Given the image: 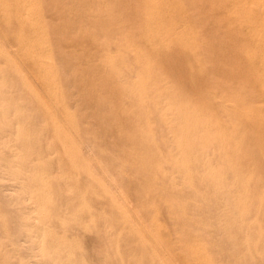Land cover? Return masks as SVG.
I'll return each instance as SVG.
<instances>
[{
	"label": "rangeland",
	"instance_id": "1",
	"mask_svg": "<svg viewBox=\"0 0 264 264\" xmlns=\"http://www.w3.org/2000/svg\"><path fill=\"white\" fill-rule=\"evenodd\" d=\"M41 1L43 2V7H42V2ZM56 1H59L58 5L60 4V7H58ZM95 1L94 0H52V3H50L51 0L50 1L49 0H45V1L44 0H16V1L15 0H0V52H1L0 53V75H1L0 76V85H1L0 86V91L2 92V93L0 92V95H1L0 96V104H1L0 105V117L2 116L1 118L3 119L2 120L0 118V122H2L1 125L3 127V129H2V127L0 126V128H1L0 129V139L3 140V141L2 140L0 141V144H1L0 146H2V148L0 147V153H1L0 160L3 161V159H4V161H5V158H6V161L10 160V162H11V163H9V161L8 162L5 161L7 163V166H6L4 161H3L4 165H2V161L0 162V168H2V167L5 168V171H4V168L0 169L1 171L3 170L0 173L7 174L6 175L7 178L9 177L8 179L7 178L4 179V180H6V182H5L2 179V178H5V176L3 177L0 174V177H1L0 180L3 181V182L0 181L1 183H3L2 185L0 183V190L2 189L1 193H0V196H1V194H3L2 196L5 197V198L2 197V196L0 197V203H1L0 204L1 205L0 206V219H1L0 220V264H1L2 261H4L5 264H10V263L11 264H44V263L45 264L46 263L47 264H52V263L53 264H60V263L61 264H134V263L135 264H147L148 263L147 261H149L148 264H151V262H152V264H161V263L164 264L165 262H167V260L169 261V262H167L168 264H173L172 261H174L175 259L177 260V262L180 260L179 263L176 262L177 264H184L183 261L185 262V264H210V263L211 264H223V263L224 264H226V263L228 264L229 259H230V262H229L230 264H232L233 262H235L236 264H243V263L244 264H263L264 263V245H263L264 244V241H263L264 240V234H263L264 233V175H263V173H264L263 172L264 171V165H263L264 164V105H263L264 104V90H263L264 89V11H263L264 10V0H225V1L224 0H101L102 1L101 3H98V2H100L99 0L98 1L95 0ZM65 2H66V5L64 7ZM111 2H113V3H111ZM107 3H110L111 6L112 5H115V6H112V7L110 6L111 7V9H110V7H108L109 5H106ZM255 4H256V8L254 6ZM105 5H106V8H105ZM26 6H28L29 8L26 9ZM93 6H96V7H93ZM149 6H150V8H149ZM227 6H229V7H227ZM15 7H17L16 10L14 9ZM45 7H49V8H45ZM97 7H99V8H97ZM94 8H96V12H95ZM107 8H109V9H107ZM25 10H27V11H25ZM63 10H64V12H62ZM97 10L100 11V13L97 12ZM222 10H224V11H222ZM14 11H15V14H14ZM110 11H112V12H110ZM113 11H115L116 13L115 12L113 13ZM93 12H94V14H93ZM109 12H110V14H109ZM228 12L231 13V16L230 15L229 16H225V14H227ZM106 13H108V15H106ZM112 13L114 14V17L112 16L113 15ZM133 13H134V15H133ZM223 13H224V15H223ZM57 14L59 15V18H58ZM61 14H63V15H61ZM122 14H124V15H122ZM42 15H44V16H42ZM102 15H104V16L106 15V16L102 17ZM130 15H131V17H130ZM19 16H20L21 20H19ZM61 16H62V18H61ZM98 16H100V17H98ZM54 17H55V19H58V21L57 20H53ZM89 17H91V18H89ZM138 17H140V18H138ZM132 18H133L134 21L132 20ZM135 19H136V21H135ZM16 20H18V21H16ZM27 20H29V21H27ZM61 20H63L62 23H61ZM130 20H131V23H130ZM108 21H109V23H107ZM169 21L172 24H170V23L168 24ZM234 21H236V22H234ZM99 22H101L103 25L101 23L99 24ZM111 23L112 24L116 23L117 25L119 23L120 24H119V26H117L116 24L114 26V25H111ZM183 23L184 24L185 23H189V25L186 24L188 26L185 27L184 25L182 26ZM21 24H22V26H21ZM107 24L108 25L110 24V25L108 26ZM227 24H229V25H227ZM51 25H53V26H51ZM179 25H181L180 26L181 28L179 27ZM20 26H21V29H18V28H20ZM38 26H39V28L41 30L38 28ZM100 26H102V27H100ZM111 26H114V28H111ZM176 26H178L179 29ZM104 27L105 28L108 27L107 30H109V28H110L111 31L109 32V31L104 30L105 29ZM170 27H172V28H170ZM175 27L177 28V30H176L177 34L174 31L176 29ZM182 27H183V30L181 31ZM54 28H55V30H54ZM90 28H92V29L90 30ZM100 28H101V30H98ZM166 28L169 30V32H168V30ZM112 29H114V30H112ZM189 29H191V30H189ZM20 30H21V32H20ZM48 30L50 31V33H49ZM117 30H119V31H117ZM178 30H180L182 32V34ZM113 31H114V33H113ZM170 31L173 32V33L175 32L174 34H176V36L174 34H173L174 35L173 36ZM118 32H120L121 36L119 35ZM54 33L57 34V35H55ZM62 33H63L64 36L62 35ZM108 33H111V34L113 33L114 35H111V34L108 35ZM96 34H98L99 36H96ZM122 34H124V35H122ZM48 35H49V37H51V36H53V37L49 38ZM167 35L169 36L167 38H169L170 42H169V40L167 41V39H165L166 38L165 36H167ZM23 36L24 37L27 36V38H24ZM85 36H87L86 40H85ZM109 36H111V38H114L113 39L114 42H112L113 40L110 39ZM116 36L118 37L117 39H115ZM6 37H7V39H6ZM64 37L67 38V39H65ZM73 37H74V39H73ZM82 37H84V39ZM91 37H92V39H91ZM97 37H98V39H97ZM100 37L101 38L103 37L102 39L106 43H104L103 40ZM137 37L139 39H137ZM177 37H179V39H177ZM181 37H183V38H181ZM54 38H58V39L60 38V39L59 40L56 39L58 41V42H56V40ZM69 39H71L70 43H69ZM81 39H83L82 43H81ZM88 39L92 43H90ZM162 39H163V41L165 43L163 41H161ZM14 40H17V41H14ZM62 40H64L65 43ZM79 40H80V42H79ZM84 40L87 41V43L89 42V44H87L86 42L84 43ZM92 40L93 41L95 40V41L93 42ZM173 40H175V42H177V45H176V43H174ZM25 41H27V42H25ZM72 41H74L75 44H73ZM17 42H18V45H17ZM50 42H52V45H51ZM78 42L81 43V46H79V48L77 47V44L79 45ZM116 42H117V44H115ZM190 42H192V44ZM31 43H32V46H31ZM63 43L67 44V46H69V44H70L69 48L67 49V47H66V49H65V47H62L64 45ZM95 43H97V46H96ZM100 43H101V45H100ZM178 43H179V46H178ZM61 44H62V46L60 47ZM85 44L88 47H86ZM130 44H132V46ZM55 45H57V46H55ZM72 45H74V48L76 46L75 49L77 50V52H76V50L74 48H71L72 49V51H70L71 53L69 52V50H71L70 47H73ZM98 45H100L99 46L100 48H98ZM115 45H116V47H115ZM118 45H119V47L122 48V50L124 49L125 52L124 51H122L123 53L120 52L121 49L118 48ZM125 45L128 46V47H126ZM172 45H174V46H172ZM64 46H66V45H64ZM104 46H105V49H103ZM180 46H182V47H180ZM187 46L188 47L191 46V47L187 48ZM6 47H7V49H6ZM168 47H169V49H168ZM61 48H64L65 51H63ZM84 48H85L86 52L84 51ZM128 48L129 49L132 48V49L129 51ZM164 48H165V50H164ZM37 49H38L39 53L37 52ZM59 49H61V50L59 51ZM73 49L75 50V54L76 53L77 54H82V56L80 55L81 56L80 57L77 54L75 56ZM79 49L80 50L83 49L82 51H80V52H83V53H78ZM113 49L115 50L114 56L110 55L111 57H109V55H108L109 51L108 50L111 51L110 54H113V51H114ZM179 49H180V52H179ZM92 50H93L94 55L91 52ZM100 50H103V51L105 50L106 52L105 51L103 52V51H100ZM54 51L56 52L55 55L57 54L56 57H55V58H57V60L54 58V56H55L53 54ZM88 51H89L90 55H88ZM68 52L70 54H67ZM246 52H247V54H246ZM139 53H140V55H139ZM60 54H61V56H60ZM84 54H85V56L87 55L86 57H89V58H86L85 56H83ZM121 54H124V55H121ZM130 54L135 55L136 58H134V56L130 55ZM96 55L98 57H96ZM103 55H104V57L102 59ZM13 56H14V58H13ZM70 56H71V58H70ZM43 57H44V59L46 61L45 60H41V59H43ZM61 57L63 59V62H61L62 61ZM72 57L73 58L76 57L77 59L76 58L75 59L77 61L75 59L73 60ZM82 57L85 58L83 62L81 61V60H83ZM94 57L96 59L97 58L98 59H97V61L95 63L93 62L94 65L92 66V64H91L92 60L93 61L96 60ZM99 57H100V59H99ZM131 57H133V60H131ZM79 58L81 60H79ZM92 58H94V59H92ZM11 59H12V62H11ZM32 59H33V61H32ZM38 59H39L40 62L38 61ZM86 59H88V60H86ZM134 59H137L138 61L134 60ZM8 60H10V62H11L10 65L11 66L9 65L10 62ZM129 60H130V62L128 63ZM28 61L31 64H29ZM73 61H74V65H70L69 66L68 65V64H70L69 62H71L73 64ZM132 61L133 62L137 61V64L133 63ZM18 62H19V64H18ZM55 62H57V64ZM78 62H80L82 64L80 66H78V64H80ZM131 62L133 63V65H132ZM60 63H62V65ZM86 63L89 64V65H87ZM186 63L187 64L189 63V65H187ZM249 64H251V65H249ZM63 65H64V67H63ZM103 65H105V68H104ZM107 65H110L111 69H109L110 66L108 67ZM122 65H123V67H122ZM59 66L60 67L62 66L61 69H60ZM72 66H73V69H72ZM74 66H76L77 68L76 67L74 68ZM87 66L89 67V69H88ZM136 66H138V67H136ZM188 66H191V67H188ZM16 67H18V69H20V67H22L20 69L21 72L18 69H16ZM38 67H39V69H38ZM65 67L66 68L67 67L70 68L71 71L68 72L70 69L67 70V69H65ZM85 67H87V68H85ZM107 67H108V69H107ZM93 68H96V69H93ZM132 68H133L134 71L132 70ZM135 68H137V69H135ZM147 68H149V73L150 74H148V72H146L148 70ZM254 68L256 69V71H255ZM74 69H75V71L76 70L77 71L75 72ZM100 69H101V72L99 71ZM124 69H126V70H124ZM191 69H192V71L194 73L191 72ZM72 70H73V72H72ZM85 70H86L87 73L85 72ZM16 71H17V74H16ZM27 71H29V72H27ZM38 71L39 72L41 71V73H38ZM90 71H92L90 73L91 75L88 74V72H90ZM104 71H106V72H104ZM198 71H199V73H196ZM30 72L32 73V75H31ZM128 72L132 76H130V74ZM21 73H22V76H21ZM92 73H94L95 75L92 74ZM102 73H104V74H102ZM111 73L112 74L114 73V74L112 75ZM154 73H155V76H154ZM191 73H193V74H191ZM200 73H201V75H200ZM23 74H25V75H23ZM50 74H52V76ZM74 74H75V77H73ZM146 75H147V77L149 76V79L145 78ZM20 76H21V79L19 78ZM32 76H33V78H32ZM68 76H69V78H68ZM82 76H85V80L87 79V77H89L88 81L86 80L87 83L83 80L84 77L82 78V81H80L81 80L80 78ZM90 76H92V77H90ZM93 76H95V77H93ZM100 76H101V78H100ZM115 76L117 77L118 81H119V79L121 80V81H119L120 83L116 80ZM135 76H136L137 79L134 80ZM139 76H140V78H139ZM36 77H38V79ZM97 77H99V78H97ZM102 77H103L104 80L102 79ZM158 77H159V79H158ZM194 77H195V80H193ZM23 78H27V81H25L26 79H23ZM28 78L29 79L32 78V79H30V81H29ZM39 78H41V79H39ZM62 78H63V81H62ZM67 78H68V80H66ZM76 78H78L80 82ZM93 78H95V81H93ZM110 78H111V80H110ZM200 78H201V80H199ZM42 79H43V81L45 80L44 82L46 84L43 83ZM72 79H74V81ZM89 79H90L91 83L94 82V83H92L94 86L89 82ZM96 79H97V82L100 83L99 85L96 82ZM122 79H124V80H122ZM139 79H141V80H139ZM142 79L146 80V84H149V82L151 81L150 82L151 86L149 84L148 85L149 87H147V89H144V88H146V86L144 84L145 81L142 80ZM157 79H158V82L153 83L154 81H157ZM99 80H101V81H99ZM133 80L135 82H133ZM191 80H193V81H191ZM4 81H6V83ZM21 81H24V82H22V83H24L22 86H21V84H22ZM28 81L30 82V84H28ZM66 81H67V85L68 86L65 85V84H62L63 82L66 83ZM76 81L79 84L77 86H76V84H77ZM83 81L86 84H89L91 86V88L93 87V89H95V90H97L99 92H96L95 90L93 91V89H91L90 87H87L88 85L84 84ZM137 81L138 82L140 81V82L138 83ZM7 82H9L10 84H8ZM136 82L139 84V86L141 84L142 90L139 89L141 87H139V88L137 87V83ZM19 83H21V84H19ZM56 83L59 85L58 87H56L57 86ZM81 83L84 84L85 87H84V85L82 87ZM38 84H39V86H38ZM44 84L46 86H44ZM69 84H70V86L72 84V87H71L72 89L70 88ZM154 84H156V85H154ZM157 84H158L159 87L157 86ZM200 84H201V89H200ZM218 84H220V86H218ZM248 84H249V86L252 85L254 88L251 87V86L249 87ZM9 85L11 86L12 89L11 88L7 89V88L10 87ZM26 85H27V87H26ZM31 85H32V87L33 86L34 87L32 88ZM61 85H64V86L62 87ZM96 85H98L100 87L98 88V86H96ZM167 85L169 86V88H168ZM189 85H190V88H189ZM23 86H25L26 88H23ZM66 86L71 91H69V89L66 88ZM35 87H37V88H35ZM75 87H76V90H74ZM80 87L83 88L84 90L81 89ZM118 87H119V90L121 89L120 91L117 90ZM150 87L154 91V93L151 92ZM261 87L263 88L262 89L263 92L260 91ZM46 88H48V90ZM52 88L55 89L54 94L50 93V92H52L51 91ZM57 88H59V89H57ZM88 88L91 89V90H89ZM100 88H101V90H100ZM188 88H189V92L187 90ZM193 88L194 89L196 88L198 90L196 91V89H195V91H194ZM212 88H215V89H212ZM252 88L254 89V91H253ZM28 89H29V92H31L30 93L31 95L29 94V92H27ZM32 89L33 90L35 89L34 90L35 92H33ZM41 89L43 91H45V92H43V91L41 92ZM63 89L65 90V93L63 92L64 91ZM66 89H68V90H66ZM124 89H126V90H124ZM158 89L160 91H158ZM190 89H192V90L190 91ZM82 90L84 92H88L89 96H88V94L85 95V93ZM128 90L130 92H128ZM256 90H258V92ZM25 91H26V94H25ZM57 91H58V93H57ZM72 91H75V92L73 93ZM169 91H173V92L170 93ZM192 91L196 92V93H193ZM199 91H201L202 93L201 92L199 93ZM8 92H9V94H7ZM10 92H11V94L13 96L10 94ZM76 92L79 95L75 97L73 94H75ZM131 92H132V94H131ZM143 92L144 93L146 92L145 93L146 95L149 94V93L150 94H149V96H146ZM147 92H149V93H147ZM246 92H248V94ZM35 93L38 94V97H37V95H35ZM44 93H46V94H44ZM93 93H94V95H93ZM119 93L121 94V97H118L120 95ZM151 93L153 95L155 94V95H158V96H160L158 93H160L161 96L163 94H165V95L167 94L166 96H168L169 99L167 97H165V96H163V97H165L166 99L161 97V96H160L161 98L158 97V96H154V98H153V95ZM14 94H16V95H14ZM70 94H71V96L73 95V100L74 101L72 100V97L70 96ZM77 94H75V95H77ZM137 94H139V95L137 96ZM195 94H200V95L197 96ZM64 95L67 98L71 97V99L70 98L69 99H67V98L65 99V97H63ZM173 95H175L174 97L176 99L173 97ZM190 95L191 96L194 95V96H192V98L193 97L194 98L192 99ZM216 95L219 96V97L217 98ZM247 95L249 96V98H248ZM253 95H255V96H253ZM15 96H18V97L15 98ZM30 96H31V98H30ZM32 96H35V97H32ZM59 96L62 97V98H59ZM87 96H88V99H87ZM93 96L96 99L93 98ZM140 96H142L144 98L142 99V97L140 98ZM39 97H40L41 101H40ZM148 97H150V99L152 98L151 99L152 101L146 99ZM155 97L156 98L158 97L157 100H156ZM183 97H184V99H183ZM195 97H196V99H195ZM207 97H208V99H207ZM9 98L11 99L10 100L11 102L8 101ZM89 98H91L92 100L88 101ZM100 98H101V100H100ZM159 98L161 99V101H160ZM172 98H174V99H172ZM199 98H201V99H199ZM216 98H217V100L220 99L219 100L220 102L222 101L221 104H220L219 101H217L218 103L216 102V100H215ZM37 99H39V103H37V101H38ZM94 99H95V101H94ZM145 99L148 100V101H146ZM4 100L6 101V103H4L5 102ZM60 100H63V101H60ZM75 100H76V102H75ZM77 100H79V102ZM80 100H83V103H85V100H86V102H88L89 104L91 103L90 105L92 107L90 108V105L88 103H85L86 107L84 105H82L83 108L81 107V109H80L81 105H79V104L82 103V101H80ZM106 100H107V102H110V103H106ZM164 100L166 102H168V103H166ZM201 100H202V102H200ZM45 101L48 104L49 109L51 110V112L54 111L53 114L50 113V110L48 109L47 104L45 103ZM59 101H60L61 105L60 104L56 105L57 103H59ZM68 101L70 103L72 102L73 106ZM154 101L155 102L158 101V102L155 103ZM253 101H254L255 104L251 105L253 103ZM2 102L4 104H2ZM48 102H50V103H48ZM159 102H161V104ZM248 102H250V103H248ZM259 102H260V104H259ZM43 103H44V106L46 104V106H45V107H47L46 111H45V107H42ZM93 103H94V105H93ZM104 103H105V105H104ZM126 103H127V105H126ZM142 103H143V106H142ZM152 103H154V104H152ZM41 104H42V106H41ZM74 104H77L79 106H77V105L75 106ZM147 104H149L148 107H147ZM164 104L166 105V107L163 106ZM230 104H231V107H229ZM67 105L68 106L70 105V106L68 107ZM87 105H89V106H87ZM95 105L99 109V110L97 109V112L100 111L101 108H102L100 113L96 112V108L97 107ZM102 105H104V107H106V108H103ZM154 105H155V107H154ZM232 105L233 106L235 105L236 108H235V106L233 107ZM241 105H242V107H241ZM60 106H62L65 110H67L66 111L67 113L64 111L63 108H62L63 110L59 109V108H61ZM108 106L110 108L109 109L110 111L108 110ZM122 106H124V108ZM130 106L132 108L134 107L133 108L134 110L132 108H130ZM152 106H153V108L150 109ZM161 106H162V108H161ZM52 107H56V108L53 109ZM66 107H67V109H66ZM120 107H121V109H120ZM167 107L169 108V110H168ZM173 107H174V109H173ZM143 108L146 109V111ZM197 108L199 110H197ZM234 108L237 111L240 110L241 113L244 115V117H247L246 118V119H248L247 122L243 119L241 113H239L240 111L239 112L234 111L235 110ZM15 109L17 110V112H15L16 111ZM25 109L28 110L29 112L25 111ZM70 109H72V110H70ZM76 109H80V111L83 112L82 113V115H83L82 120H81V117H80V115H81L80 113L81 112L78 111L79 112V114H78ZM85 109H86L87 112L84 111ZM93 109L95 110V112H94ZM105 109H106V111H105ZM147 109H149V112H148ZM153 109H155V112L152 111ZM156 109L159 110V111H156ZM164 109L165 110L167 109V110L165 112H163ZM175 109H176V111H175ZM183 109H185L184 113H183ZM47 110H49L48 113H47ZM92 110H93V112H91ZM186 110H187V112H186ZM36 111L41 113L40 114L41 116ZM62 111L64 112V114H63ZM243 111H244V113H243ZM247 111H249V112H247ZM33 112H35L37 114L38 119L36 117V114L33 113ZM56 112H59V113H56ZM105 112H107V114H105ZM140 112L142 114H140ZM157 112H159L158 116L160 118L156 116ZM12 113H14V115H11ZM17 113H20L21 116H18ZM60 113H61L62 116H66L65 114H67L68 115L67 118L71 115L70 116L71 118H68L69 119L68 120V119H66V118H64L62 116L57 117V116L60 115ZM71 113H73V114H71ZM86 113H87V116H86ZM96 113L99 114L102 117L101 118L98 115L99 118H101L100 120H98L99 118L96 115ZM119 113L121 114L122 118L124 116V118H123L124 120L120 117ZM149 113H150V115H149ZM153 113H154L155 117L149 119L150 116L153 117ZM174 113H175V115H173ZM182 113H183V115H182ZM25 114L27 115L26 116L27 118H25ZM34 114H35V116H34ZM50 114H52V115H50ZM116 114H118V116H115ZM128 114L130 115V118H129ZM147 114H148V116H147ZM162 114H165V115H162ZM192 114H194V115H192ZM30 115H31V117L34 118V120H33V118H31V119L29 118ZM72 115H74V116H72ZM76 115H78V117ZM92 115H95V116H92ZM139 115H141L142 117L139 116ZM161 115L164 116V117H167L166 121H165V118L162 117ZM199 115H202V117L199 116ZM112 116L115 117L116 119L115 118L112 119ZM131 116H132V118H131ZM135 116H136V118H134V120L132 121L133 117H135ZM171 116L174 119H176V121L174 119H172ZM5 117H6V119H5ZM72 117L73 118L75 117L74 119H75V121L77 120L76 122L79 121L78 119H80V121H82V122L79 121L80 123L76 124V122L74 121V119ZM137 117H139V118H137ZM183 117H184V119H183ZM185 117H187V118H185ZM83 118L85 119L84 122L86 121L85 122L86 124L83 123ZM161 118H163V119H161ZM170 118L172 119L171 122L169 120ZM191 118H193V119H191ZM26 119L28 121H26L27 123L25 124V120ZM63 119H64V121L66 120V126H65V122L62 121ZM70 119H73V120H70ZM105 119L107 120V123H106ZM138 119L141 120L142 122L139 121L140 123H138ZM160 119L162 120V122H165V124H168V125L166 126V125H164V123H162V126L159 125V124H161V120ZM5 120H6V122L8 121V123H6V122L4 123ZM95 120H98V121H95ZM112 120H113V124L112 125H114V126L109 125V123L110 124L112 123ZM147 120L150 121V124L148 122H146ZM154 120H155V122H154ZM158 120H160V123H159ZM185 120H187L186 124H188V125L184 124L185 125L184 126L183 123H185L184 122ZM59 121H61L62 124H60ZM70 121H71V123H70ZM101 121L103 122V124H102ZM123 121H124V124H123V127H122L121 124L123 123ZM248 121H249V123H248ZM15 122H17V123H15ZM42 122H44V123H42ZM68 122H69V124H68ZM88 122H90V123H88ZM96 122H98V123H96ZM129 122L133 123V124L129 125ZM176 122H178V124H176ZM227 122H229V123H227ZM46 123H47V125H46ZM6 124H8V125L11 124L10 128ZM32 124H34V125H32ZM39 124H40V126H39ZM80 124H82V125H80ZM97 124H99L98 125L99 129H101V128H103V129L105 128L106 129L107 127H105L104 125H106V126L108 125V128L106 130H107V132L109 131L108 132L109 133L108 137L110 139L108 137H106L107 133H106L105 129H104L105 132H103V134L105 133L106 135L105 134L103 135L102 132L98 129V126H96L97 128L95 127V125H97ZM153 124H156L158 127H156V125L154 126ZM171 124H174L175 126H177V128H175V126H173V125H172V127H173L172 128ZM49 125H50V127L51 126L52 127L50 128ZM78 125H80L81 128ZM119 125H120V127H119ZM124 125L128 126V127H124ZM35 126L36 127L38 126V127L36 128ZM70 126H71V128H69ZM77 126H78V128H77ZM100 126H102V127L100 128ZM110 126H112V127L110 128ZM136 126H138V127L136 128ZM163 126L165 128L169 127V129H168L169 131L166 130ZM183 126H184V128H183ZM39 127H41V130H40ZM57 127H62V128H60V130L58 131L59 128H57ZM75 127H76V129H75ZM142 127H144V128H142ZM149 127H150V130H149ZM48 128H49V132H47L48 130H46ZM72 128H74V129H72ZM120 128L122 129L123 132L126 131V133H127L126 135L127 136H124L125 133H123V134L121 133L122 131L120 130ZM156 128H158L160 130L158 131V129H156ZM70 129L73 130V133H72V131ZM79 129H80V132H78ZM82 129L85 130V132L87 134H85V132ZM109 129L110 130L111 129L114 130V132L110 131ZM217 129H218V131H217ZM61 130H62V133H61ZM133 130H134V132H133ZM2 131L6 135L3 134ZM15 131L17 132V134H16ZM34 131H36V132H34ZM65 131H66L67 134H65ZM74 131H77L78 135H76L75 134L76 132H74ZM127 131H129V132H127ZM139 131L141 133H139ZM156 131H158V132L161 131L160 133L162 134L163 139L162 138L160 139V133H158V132L156 133ZM9 132L10 133L13 132V134H10ZM58 132H60V133H58ZM111 132L114 135L110 134ZM117 132H118V134L119 133L120 134L117 135ZM41 133H43L44 135L41 134ZM82 133H84L83 134L84 137L82 136ZM95 133L97 135L98 134L99 135L97 136ZM128 133H129V135H128ZM152 133H154L156 135V137L158 135L159 136L156 138L155 136L151 135ZM170 133H172L171 136L170 137L167 136V134L170 135ZM70 134L72 135V137H71ZM93 134H95V135L93 136ZM100 134H101V136H100ZM130 134H132V135H130ZM255 134H256V136H255ZM12 135H14V136H12ZM15 135H16V137H15ZM54 135H56V136H54ZM61 135H63V136H61ZM86 135H88V136L91 135L90 137L91 138L94 137V139H96V137H97L98 142L99 143L101 142L100 146H101V149L103 150V152H101L102 151L101 149H100V151L96 150V149L100 148L99 147V143H97V147H96L95 146L96 145L95 144L96 140L94 141V139H91V138L88 137V139L91 140V141L90 140L88 141V139L86 138L87 137ZM116 135H117V137L115 138ZM182 135H183V138L181 137ZM35 136L36 137L37 136L40 137L41 140L38 137L37 138L39 140L36 139ZM45 136L47 137L48 140L45 138ZM81 136L83 138H81ZM102 136H104L105 138L104 137L102 138ZM123 136H124V138L125 137L126 138L122 139ZM128 136L130 138H128ZM146 136H147L148 139H150L149 142H148ZM166 136L169 137V138H167ZM6 137H8L9 140H11V138H12V140L11 141H7L8 139ZM56 137H59V139H61V140H59ZM69 137H71V139ZM152 137H154L156 141ZM171 137L172 138L175 137L176 139L175 138L171 139ZM3 138H5V139H3ZM44 138L48 142L47 141H43ZM49 138H51L52 141ZM114 138H115V140H113ZM224 138H226L227 141ZM247 138H249V139H247ZM103 139H106V141L103 140ZM27 140H29V142L32 143V145H30ZM54 140H55V142H54ZM64 140H65V142H64ZM68 140L70 142H68ZM82 140H84L85 142L84 141L82 142ZM100 140H103V141H100ZM133 140H135V142ZM163 140H165V141L167 140L166 142H167L168 146H167L166 142L163 141ZM5 141H7V142H5ZM42 141H43V143H42ZM58 141H61V142H58ZM86 141H88L89 145L87 144ZM118 141H119V143H118ZM121 141L123 143H121ZM126 141H128L130 144L128 142H126ZM138 141H140V142H138ZM144 141H147V143L144 142ZM170 141H172L173 143L170 142ZM249 141H250V143H249ZM158 142H159V144L161 146L159 144L158 145L155 144V143H158ZM175 142H177V143H175ZM247 142L249 143V145H251L250 147H253L254 149L250 148L248 146ZM253 142H254V144H253ZM68 143L70 144L72 150L69 148V145H67ZM84 143H86V145ZM126 143L129 144V145H127ZM152 143H154L153 145L155 147L151 146ZM217 143H219V145ZM17 144L19 145V147L17 146ZM23 144H25V145H23ZM119 144H121V146ZM149 144H151V145H149ZM173 144H175V145H173ZM214 144H215V146H214ZM5 145H7V146H5ZM61 145H62V148H61ZM90 145L92 147H90ZM124 145H125V147H123ZM143 145L145 146V148L143 147ZM147 145H148L149 148L147 147ZM169 145H170V147H169ZM182 145H183V147H182ZM217 145H218V149L219 150L216 148ZM220 145H223L222 149H220L222 147ZM63 146H65V148H63ZM136 146H138V147H136ZM158 146H159V148H158ZM174 146H176V147H174ZM37 147H38V149H37ZM75 147H76V150H75ZM86 147H88V148L86 149ZM129 147H130V150L128 149ZM161 147H162V150H161ZM206 147H209L208 151H205ZM5 148L7 150H9V151L5 150ZM19 148H22L23 150L19 149ZM29 148H30L31 151L29 150ZM79 148L81 150L77 151V149H79ZM172 148L173 149L176 148V150H173ZM62 149L63 150L64 149L65 150L68 149L65 152L67 153V152L70 151L71 153L69 152L68 155H67L66 153H63ZM114 149H115V151H117V153L119 151V153L118 154L116 153V155L112 154V152L115 153V151H113ZM120 149H121L122 152L120 151ZM137 149H138V151H137ZM141 149H143L144 152H141L142 151ZM144 149H146V150H144ZM152 149H155V151H156V149L158 150L156 152V154H154L155 151H153ZM177 149H179V150L177 151ZM126 150H129V153H131V152L132 153L129 154L128 151H126ZM150 150H151V152L152 151L153 152L150 153L149 152ZM169 150L170 151L172 150L174 155H175V157L176 156L177 157L175 158L173 153H172V151L169 152ZM182 150H183V152H182ZM1 151H3V152H1ZM23 151H25V153H27V154H25ZM93 151H95L94 152L95 154L98 151V153L101 152V154H104V155L102 156L100 154L101 157H100L99 154L94 155ZM146 151H147V153H146ZM159 151L160 152L163 151V152L158 153ZM164 151L166 153H164ZM187 151H188V153H187ZM218 151H221V152L219 153ZM13 152L15 154H13ZM79 152L82 155L84 154V157L83 156L81 157V154ZM181 152H182V154H181L182 157L180 156ZM4 153H5V155H4ZM49 153H51V154L49 155ZM108 153H110V154H108ZM125 153L129 154V155H127L128 157L125 155ZM138 153H140L142 155L139 156ZM144 153L146 155V158L147 157H149V158L151 157L150 161H149V158L146 159L144 157V155H143ZM170 153H171V155H170ZM222 153H223V155H222ZM28 154H29V156H28ZM69 154H70L71 158H73V160L69 157ZM105 154H106V157H105ZM119 154H121V155H119ZM147 154H149V155H147ZM165 154H166V158H169V159L173 158V159L166 160L165 157H164ZM177 154H179V155H177ZM213 154L215 156H213ZM216 154L218 156H216ZM219 154H221V156ZM12 155H13V157H12ZM25 155L27 156V159H26ZM107 155L110 157L109 161H110L111 164L108 162V156ZM167 155H169L170 157H168ZM184 155H185V157H184ZM210 155H211V157H209ZM1 156H2L3 159L1 158ZM121 156H123V157L121 158ZM137 156L140 159H138ZM15 157H16V159H15ZM116 157H117V159L123 161L124 165H126V166H124L122 164V162L120 163V161L117 160ZM215 157L218 159L217 161H216ZM218 157L221 158V160L223 159L222 160L223 163L220 161V159ZM56 158H57V161H56ZM69 159H71L72 161L70 160L71 161L70 162ZM81 159H83V160H81ZM84 159L86 160V162H85ZM87 159H88V161L90 160L89 164H87L88 163ZM94 159L97 161V164H96V161ZM98 159L103 161L104 163L103 164H101L102 162L98 163V162H100ZM104 159L107 160V161L105 162ZM25 160L26 161L28 160L29 162H24ZM92 160H94V161H92ZM135 160H136L137 163L135 162ZM244 160H245L246 163L244 162ZM248 160H250V161H248ZM128 161H129V163H128ZM131 161H132V163L134 162L133 163L134 165L131 164L132 166L130 165ZM162 161L164 162V167L162 165L163 164ZM69 162L72 163V164L70 165ZM83 162H84L85 165L83 164ZM203 162H204V164H203ZM213 162L215 163L214 165H213ZM225 162H226V166L227 165L229 166L228 169L225 166ZM19 163L21 164V166H19L20 165ZM57 163H59V166H57L58 165ZM74 163H76V164H74ZM107 163L112 165L111 169H110V165H109V167H108V165H106ZM113 163L116 164V166L113 165ZM118 163H120V165L122 164L124 167L122 165L120 166ZM172 163H174V165H172ZM218 163L219 164L221 163V164L218 165ZM14 164H15V166H14ZM153 164H154V166H153ZM159 164H161V165H159ZM48 165H49V167H48ZM93 165H94L95 169L99 165H101V166L105 165L106 166L105 169H103L104 166L103 167H101V166L98 167V170L101 171V169H102L101 172H103L104 174L101 173L100 171H99L100 173L99 172L97 173V171H98L97 169L93 170L94 168L91 167ZM146 165L149 166L147 168L148 170L144 169V167H147ZM157 165H158V168H155ZM17 166L19 167V169L17 168ZM51 166H52V168H51L52 171L50 170ZM74 166H76L77 168L76 167L74 168ZM83 166H84V169H83ZM118 166H120V167H118ZM171 166H173V167H171ZM185 166L187 167V169H186ZM192 166L195 167V168L193 169ZM11 167H12V169H10ZM13 167L14 168L16 167L17 170H15ZM27 167L29 168V170H26V169H28ZM46 167L49 168V169H47ZM113 167H114V169H113ZM130 167L131 168L133 167L134 168L133 170L136 169L135 171L137 173L139 171V173H138L139 175L136 174L137 175L136 176L134 174V176H133V172L134 173H136V172L132 171ZM57 168H59L60 170H57ZM106 168H109V170L107 171ZM124 168H126V169H124ZM127 168L130 169L131 171L129 172V170ZM140 168H143V169H140ZM172 168H173L172 172L174 173V174L172 173L173 175L171 174V169ZM222 168H224V169L222 170ZM88 169H89V171L87 172ZM119 169H121L122 171L121 170L118 171ZM157 169H158V172H157ZM161 169H162V171H161ZM10 170H11V172H10ZM21 170H22V172H21ZM25 170H26V172H24ZM55 170L57 172H59V174ZM79 170H82V171H79ZM91 170L92 171H96V172L93 173ZM143 170H144V172H143ZM165 170L167 172H165ZM186 170L187 171L189 170V171L186 172ZM201 170H202L203 173L200 172ZM49 171H50V173H49ZM123 171H124V173H123ZM247 171H248V173H246ZM3 172H7V173H3ZM14 172H16L17 174L14 173ZM32 172H35V173H32ZM61 172L64 175H61ZM109 172H110V174H109ZM117 172L119 174H121V172H122V174L118 175ZM253 172H255V173H253ZM25 173L28 174V176H26ZM80 173L85 174V176H84L85 178ZM89 173L91 175H89V177H88ZM114 173H116V174H114ZM144 173H145V175H144ZM152 173H153V175H152ZM165 173H167V175ZM76 174H78V175H76ZM98 174H100V175H98ZM159 174H160V176H159ZM181 174H183V175H181ZM239 174H241V175H239ZM9 175H11V176H9ZM29 175L30 176L32 175V176L30 177ZM93 175H95V176H93ZM96 175H97V177H96ZM157 175H158V177H157ZM176 175H177V177H175ZM77 176H79L80 179H79V181L77 180V182H76L75 179L79 178ZM90 176H91V178H90ZM149 176H150V178H149ZM152 176H153V178H152ZM95 177L97 178V179H95L96 182H95V184L92 185V182H94L92 179H94ZM141 177H144V178L140 179ZM173 177H175V178H173ZM191 177H192V181H190ZM231 177H232V179H231ZM13 178H15V179H13ZM81 178H82V180L84 179L85 181L84 180L82 181ZM101 178H103L104 181ZM133 178H135L134 182L138 181V183L140 182V184L142 182L141 185H143V186L141 187V189H139V185L140 184H137L136 182H135L136 186H134L135 184L132 183L133 182ZM187 178H188V180H187ZM197 178H200V180L197 179ZM31 179H34L33 182H32ZM50 179H51L52 182L50 181ZM99 179L102 180L103 184L105 185V187H103V188H107V190L109 191V194L107 193V190H105V189L101 190L102 189L101 187L103 185H100V184H102V182L101 183L99 182L100 184L98 183L99 187L97 186V181ZM148 179H150V180H148ZM171 179H172L173 183H172ZM173 179H175V180H173ZM178 179L179 180L182 179V181L180 180L181 181L180 182V181H178ZM211 179H213V180H211ZM86 180H87L88 183L86 182ZM144 180H145V182L143 183ZM154 180L158 182V185L160 183L162 184V182H163V184L162 185L160 184L159 188H158L157 183ZM210 180H211L212 183L210 182ZM15 181H17V182H15ZM38 181H40V182H38ZM62 181H63V183L65 182L66 186L68 185L66 188L62 187V186H65V184L62 183ZM193 181L196 182L197 183L196 185H198L200 188H198V186H195L194 185L195 183ZM206 181L208 182V185H207ZM216 181H217V183H216ZM231 181H232V183H231ZM255 181L258 182V183L256 184ZM83 182H86L88 184V186L86 185V183L84 184ZM149 182H151V183H149ZM165 182H166V184L168 183V186L164 185ZM31 183L33 184V186L31 185ZM37 183H40V184H37ZM57 183H58V186H57ZM114 183H116L117 185L114 184ZM145 183H146V186L148 185L147 187L145 186ZM174 183H176V184H174ZM184 183L186 184V187L183 188V186H185ZM152 184H154V185H152ZM177 184L178 185L181 184V185L178 187ZM216 184H217V186H216ZM251 184H252V186H251ZM163 185H164V187H163ZM187 185H188V187H187ZM189 185H191V186L189 187ZM192 185H194V186H192ZM96 186H97L98 189L96 188ZM108 186H110V188H108ZM116 186L118 187V189H117ZM165 186H167V187H165ZM169 186H170V188H169ZM247 186H249V187H247ZM53 187H55L58 190H55V188H53ZM90 187L92 189H90ZM143 187H145V188H143ZM180 187H182V188L180 189ZM192 187H193V190L195 189V191L191 190ZM202 187L203 188L205 187L204 190H203ZM29 188H30V190H29ZM59 188H61V189H59ZM168 188H169V191H168ZM22 189H23V191H21ZM87 189H89V190H87ZM137 189H139V191ZM144 189H146L145 190L146 192L144 191ZM161 189H163L162 192H161ZM200 189L202 190L201 193L199 191ZM218 189H219V191H218ZM226 189H227V191H226ZM37 190L38 191L40 190L38 194L36 193ZM67 190H69V191H67ZM104 190L106 192L105 194H104ZM141 190L144 191L145 194ZM187 190H188V192L189 191H191V192L186 193V194L182 193V192H187ZM15 191H17V192H15ZM58 191L63 192V193L59 192L60 193L59 194ZM94 191H96V192H94ZM110 191H111V195L112 196L110 195ZM140 191H141V193H143V195L140 194ZM152 191H153V193H152ZM27 192H29V193H27ZM34 192L36 193V195H35ZM90 192H91V194H90ZM149 192H151L152 194H150ZM159 192H160V194H159ZM218 192H219V194H218ZM15 193H17V194H15ZM80 193H81V195H79ZM162 193H163V195H162ZM166 193H168L167 195H168L169 199L167 198ZM11 194L13 196L12 198H14L16 201L10 197ZM23 194H25V195H23ZM76 194H77V196L79 195L80 197L79 196L77 197ZM146 194H147V196H146ZM169 194H170V196H169ZM177 194L180 197L177 198V196H178ZM34 195H35V197H34ZM83 195H84V197H83ZM106 195L109 196L107 199H106V197H107ZM115 195L116 196L118 195L117 198H116ZM120 195L122 197H120ZM141 195L144 198H146V199L141 197ZM153 195H154V197H153ZM160 195H162V196H160ZM194 195H195V198H194ZM198 195L199 196L201 195L204 199L202 200L201 197L199 198ZM8 196H9V199L13 200V203L7 201V200H9V199H6V198H8ZM99 196H100V198H99ZM102 196L103 197L105 196V197L103 198ZM135 196H137V198ZM138 196L140 197V199H139ZM157 196L159 198L156 199L155 197H157ZM165 196H166L167 199L164 198ZM181 196H183L184 198H181ZM196 196H198L199 199L198 198L196 199ZM208 196H209V198H208ZM22 197H24V198H22ZM36 197H38V198H36ZM54 197H56V199L59 198L58 199L59 201L58 200H54L55 199ZM61 197H62V201H66L67 198L69 197L68 200H67L69 203L67 204V201L65 203L62 202L61 201ZM70 197H72V198H70ZM73 197L74 198L77 197V198H75V200H74ZM86 197L88 198L89 201L86 199ZM111 197L114 200H117L115 202L118 205H119V201H120V205L118 206L113 201V199ZM150 197H152L151 198L152 200L150 199V201H151V203H153L151 205L149 204L150 202H148V198H150ZM172 197H174V198H172ZM259 197H260V199H259ZM32 198L35 199V200H32ZM64 198H66V199H64ZM163 198L165 200H163ZM180 198H181V200L182 199H186V200L185 201L182 200L183 202H181L180 200H178ZM222 198H223V200H221ZM2 199L3 200L6 199L5 202ZM93 199L97 202L96 204H95ZM101 199H103V200H101ZM108 199L109 200L112 199V200L109 201ZM138 199H139V201H138ZM230 199H232V200H230ZM18 200H19V202H18ZM86 200L88 202H86ZM160 200H162V203L159 204V202H161ZM199 200L202 201V202H199ZM103 201H106L107 205H110V206H107L106 202H103ZM156 201H158V202H156ZM212 201H213V204H211ZM61 202H62V205H61ZM76 202L80 205V207H78L79 205ZM89 202H91V203L94 202V203L91 204ZM99 202H101V204ZM145 202H148V204L145 203ZM186 202H189V203H186ZM221 202L225 203L226 205H223ZM232 202H233L234 205L232 204ZM126 203L129 204V205L127 206ZM163 203L165 204V208L163 206L164 205ZM172 203H174V205L176 207H173ZM190 203H191V205L194 203L195 207H196V205H198V207H196V209H194L195 207L191 206ZM214 203L221 205L220 208H219L218 205H216ZM23 204H25V205H23ZM64 204H65V206H64ZM66 204H67V208H65ZM70 204H71V206H70ZM94 204L96 205L95 207L92 206ZM112 204H113V206H112ZM122 204H123V206H122ZM180 204H181V206H180ZM199 204L200 205L203 204V206L208 207V209L205 208V207L199 206ZM205 204L208 205V206H206ZM59 205H61L60 207H62V208H59ZM68 205H69V207H68ZM186 205L189 206V207H187L189 211H187ZM211 205H213L214 207L211 206ZM257 205H258V207H257ZM35 206H36V208H34ZM55 206L58 209H56ZM139 206H140V208L138 209ZM145 206H147L148 208H145ZM159 206L163 207L164 209H162V208L161 209L160 208L157 209ZM233 206H235L236 208L233 207ZM70 207L72 209H70ZM75 207H76V209H75ZM91 207H92V209H91ZM135 207H136L137 210L135 209ZM26 208H27V210H26ZM50 208H53L52 211H51ZM63 208L66 209V210H64ZM116 208L119 209V210L123 209V212L119 211L122 216L119 214V212H118V210ZM124 208H125V210H124ZM133 208H134V210H133ZM169 208H171V209H169ZM190 208H193V209H190ZM203 208L205 210H207V211L206 212L205 211L204 212L201 211ZM86 209H88V210H86ZM109 209H110V211H112L111 212V216L108 215V214H110ZM144 209H146V211H144ZM212 209L213 210L217 209V212L222 213V214L217 213L215 210H214L215 211L214 212ZM220 209H221V211H220ZM236 209H237V211H236ZM34 210H35V212H34ZM70 210H71V212H70ZM127 210H128V212H127ZM135 210H136V213L139 212L138 214L140 216L135 213ZM155 210H157V211L154 212ZM158 210H160V211H158ZM162 210L165 211V214L162 213V212H164ZM194 210H197V211H194ZM56 211L57 212L59 211L58 212L59 214ZM129 211L131 212V214H129L130 213ZM178 211H179V213H178ZM199 211H200V213H199ZM209 211L210 212L212 211V213H210ZM262 211H263V213H262ZM24 212H26L25 213L26 216L24 215ZM51 212L54 213V215ZM78 212L81 214L80 215L81 218H79L80 216L78 215ZM146 212H149L150 216L148 214H146ZM157 212H159L160 215L162 214L161 215L162 219H163V217L165 218L167 216V218H165V221H167V223H165L164 220H162L161 218L158 217ZM195 212H197L198 214L196 215ZM239 212H240V214H239ZM55 213H56V215H59V216L57 217L55 215ZM66 213H69V214H66ZM92 213L96 217H94V216L92 217V215H93ZM126 213L128 215L127 218H126V216H127ZM132 213H133V215H132ZM213 213L214 214H218V216L219 215L220 216L218 217L217 215H214ZM28 214H29V216H28ZM62 214H63V216H62ZM145 214H146V216H145ZM151 214L153 216H151ZM206 214L208 215V217H207ZM34 215H37V216H34ZM65 215L66 216L68 215L69 218L72 217L73 219L70 218L71 219L70 220ZM74 215H76V216H74ZM129 215H130V217H129ZM131 215L133 217H131ZM155 215H157V216H155ZM193 215H194L195 218L192 217ZM204 215H206V217H204ZM222 215H223V218H222ZM106 216H107L108 220L106 219ZM175 216H176L177 221L175 219ZM197 216H199V217H197ZM209 216H210V218H209ZM235 216L236 217L239 216V217L236 218ZM59 217H62V218H59ZM82 217H84L85 219H83ZM140 217H142V218H140ZM148 217L150 218V220L151 219L153 220V221L151 220V223L148 222L147 219H145V218H148ZM211 217L215 218V219H217V217H218V219H220L222 221L217 219L219 222H217V220H215V222H214V220H212ZM225 217L227 219H225ZM113 218L114 219L116 218L115 221H114ZM117 218H118V220H117ZM132 218H134V219H132ZM139 218H140V220H139ZM168 218H169V220L170 219L171 220L170 221L167 220ZM173 218H174V221L172 220ZM180 218H181V220H180ZM183 218H185L184 221H182ZM190 218H192V219H190ZM78 219L81 220V221H79ZM143 219L146 220V221H143L145 223L142 222V227L144 225V227L142 228L140 226V223H141V221ZM203 219H204V221H203ZM223 219H225V220H223ZM246 219H248V220H246ZM249 219H250V221H249ZM28 220L31 221V222L27 223L26 221H28ZM52 220L55 221V224L59 222L58 226H57V224L55 225ZM84 220H86V221H84ZM109 220H111V223L112 222L113 223L111 224ZM132 220H134L136 222L138 221V222L135 223ZM199 220H200V222H199ZM50 221L52 222L51 223L52 224V228H51V224H49ZM82 221H84V222H82ZM168 221L170 223L174 224V225H176L175 222H177L178 226H174V229L172 228V230H171L170 227L171 226L173 227V225H166V224H169ZM22 222H23V224H21ZM44 222H47V223L45 224ZM114 222H116L117 225ZM179 222L182 223V224L180 225ZM183 222H184L185 226L181 227V226L184 225ZM185 222L187 223V225H186ZM193 222H194V224H193ZM249 222H251V223H249ZM68 223H69V226H68ZM103 223L105 224V226H103ZM149 223L151 225V228L149 227L150 226ZM211 223H213V225ZM214 223L216 224V227L218 225L217 223H219L218 228L220 226H224V227H220V228H224V230L219 228L218 231H221V232H218L216 230L218 228H215ZM47 224H49L50 227H47V226H49ZM76 224H77L76 227L79 226L78 228L74 227ZM118 224H119L120 227L118 226ZM136 224H137L138 227H136ZM146 224H148V225H146ZM189 224H191L193 227L191 225L189 226ZM230 224H232V225H230ZM43 225L45 226V228L43 227ZM62 225H63V227H62ZM70 225H72V226H70ZM101 225H102V227H101ZM121 225H123V226H121ZM127 225H128V228H127ZM129 225H131V226H129ZM208 225H209V227H208ZM106 226H108V227H106ZM234 226H235V228H234ZM253 226H254V230H253ZM55 227L58 230V232H57V230H55ZM68 227H69L70 230H68ZM196 227H197V229H196ZM225 227H226L227 230L229 229L228 234H226V232H225V231H227L225 229ZM148 228L150 229L151 232L149 231ZM201 228H202V230H201ZM259 228H260V230H259ZM62 229H63V232L66 230V232H65L66 234L62 232ZM203 229H206V230H203ZM235 229H237V233L238 234L235 233ZM98 230H100V231H98ZM174 230H176L177 234L175 233ZM177 230H179L181 234L178 233ZM152 231L154 232L153 234H155V236H153ZM170 231H172V232H170ZM203 231L207 232L208 235L205 234ZM222 231H224V234H223ZM123 232L124 233L126 232V233L123 234ZM148 232H150V233H148ZM169 232L172 233L175 236L173 237L172 234H170ZM194 232L196 233V235L194 234ZM217 232H218V234H216ZM230 232L233 235H231ZM142 233H143V235H142ZM187 233H189V236L186 235ZM213 233L216 234V235H214ZM243 233H247V235L246 234L243 235ZM99 234H101L100 235L101 237L103 235V237L101 238L99 236ZM219 234H221L220 235V236H222L221 238L219 237ZM145 235H146V237H145ZM245 235L247 236V238H246ZM137 236H138L139 239H137ZM149 236H152L153 238L151 237V239H150ZM171 236L174 239H171L172 238ZM204 236H205V238H204ZM208 236H211V237H209V239H207ZM130 237H132V239ZM148 237H149V240H148ZM155 237L157 238V241H156ZM176 237H178V238H176ZM229 237H230V240L228 239ZM67 238H69V239H67ZM133 238H134V240H133ZM218 238H219V241H218L219 243H220L221 240L223 241V242L221 241L222 244H223V248L220 247V246H222L221 244L216 242L218 240ZM141 239H142V241H141ZM176 239H178V240H176ZM214 239L216 241H214ZM31 240H34L33 243L36 244V246L39 247L38 249L34 245H33L34 247L30 246V244L32 243ZM170 240L173 241V243ZM209 240L210 241L213 240V241L210 242ZM117 241H120L121 243L117 244ZM46 242H47V244H46ZM139 242L141 243L140 245H139ZM180 242H183V243H180ZM227 242H229V243L231 242V244H229ZM40 243H41V247L43 246L45 250L40 249ZM177 243H178V245H177ZM37 244H39V245H37ZM121 244L123 246L122 248L120 247ZM134 244H135L136 248H135ZM169 244H171V245L174 244V245H172V246L170 245V247H169ZM181 244L183 246H185V247H183ZM228 244L230 246L231 245H233V246L230 247ZM247 244H248V246H247ZM253 244H255V245H253ZM159 245H160L161 248L159 247ZM217 245L218 246L220 245L219 248H218ZM227 245H228L229 250L226 249V251H225V248H227L226 247ZM176 246L178 247V249H177ZM246 246L248 248H246ZM153 247H156V248H153ZM231 248H233V249L230 250ZM3 249H4V251H3ZM33 249H35V250L31 251ZM117 249H118V252H117ZM138 249H139V251H138ZM144 249H145V253H144ZM152 249H153V251L156 250V252H157V249H158L159 253L158 252L157 253L153 252ZM163 249L164 250L167 249V250L164 252ZM215 249H216V251H215ZM39 250H41L42 252L40 251L41 253H39ZM208 250L211 251V252L209 253ZM261 250H262V252H261ZM6 251H7V253L9 252L10 254H6ZM169 251L171 252V254H170ZM53 252H55V253H53ZM166 252H167V254H166ZM226 252L229 253V254H227ZM243 252H245V253H243ZM60 253H62V254H60ZM222 253H225V254H222ZM40 254H42L43 256L45 255L44 258ZM156 254H158L157 256L160 255L158 257V259H157V256H155ZM63 255H64L65 259H64ZM140 255H141V257H140ZM224 255L228 258V261H226L227 258ZM229 255L231 257H228ZM161 257L163 258V262H161V259H162ZM209 257H210V259H209ZM258 257H261L263 259L258 258ZM7 258H8L9 261L7 260ZM53 258L57 259V260H54ZM58 258L59 259L61 258L63 261H61V259H60V261H61L60 262ZM150 258L152 259V261H151ZM44 259H46L47 261L46 260L44 261ZM130 259H131V261H130ZM231 259H233L232 263H231V261H232ZM48 260H49L50 263H48ZM144 260H146V261H144ZM159 260H160V262H158ZM217 260L218 261L219 260H223V261H219L218 262ZM224 260H225L226 263L224 262ZM249 260H251V261H249ZM175 261H174V264H176ZM167 263H165V264H167ZM235 263H233V264H235Z\"/></svg>",
	"mask_w": 264,
	"mask_h": 264
},
{
	"label": "bare ground",
	"instance_id": "2",
	"mask_svg": "<svg viewBox=\"0 0 264 264\" xmlns=\"http://www.w3.org/2000/svg\"><path fill=\"white\" fill-rule=\"evenodd\" d=\"M15 1H16V0H15ZM44 1H45V0H44ZM49 1H50V0H49ZM94 1H95V0H94ZM97 1H98V0H97ZM99 1H100V2H98V3H101V2H102L101 0H99ZM224 1H225V0H224ZM28 2H29V1H28ZM41 2H42V1H41ZM58 2H59V1H56L57 5H58ZM95 2H96V1H95ZM179 2H180V1H179ZM10 3H11V2H10ZM50 3H52V0H51ZM50 3H49V4H50ZM62 3H63V2H62ZM111 3H113V2H111ZM76 4H77V3H76ZM86 4H87V3H86ZM90 4H91V3H90ZM116 4H117V3H116ZM50 5H51V4H50ZM65 5H66V2H65V4H64V7H65ZM92 5H93V4H92ZM95 5H96V4H95ZM98 5H99V4H98ZM98 5H97V6H98ZM106 5H109L108 7L111 6L110 3H107ZM106 5H105V8H106ZM122 5H123V4H122ZM252 5H253V4H252ZM51 6H52V5H51ZM112 6H115V5H112ZM112 6H111V7H112ZM222 6H223V5H222ZM254 6H255V8H256V4H255ZM42 7H43V2H42ZM42 7H41V8H42ZM58 7H60V4L58 5ZM87 7H88V6H87ZM93 7H96V6H93ZM111 7H110V9H111ZM227 7H229V6H227ZM16 8H17V7H15L14 9L16 10ZM27 8H29V7L26 6V9H27ZM45 8H49V7H45ZM97 8H99V7H97ZM100 8H101V7H100ZM149 8H150V6H149ZM221 8H222V7H221ZM56 9H57V8H56ZM62 9H63V8H62ZM94 9H95V12H96V8H94ZM101 9H102V8H101ZM107 9H109V8H107ZM107 9H106V10H107ZM112 9H113V8H112ZM257 9H258V8H257ZM260 9H261V8H260ZM260 9H259V10H260ZM28 10H29V9H28ZM47 10H48V9H47ZM90 10H91V9H90ZM119 10H120V9H119ZM139 10H140V9H139ZM179 10H180V9H179ZM25 11H27V10H25ZM48 11H49V10H48ZM58 11H59V10H58ZM60 11H61V10H60ZM107 11H108V10H107ZM124 11H125V10H124ZM222 11H224V10H222ZM260 11H261V10H260ZM260 11H259V12H260ZM263 11H264V10H263ZM50 12H51V11H50ZM62 12H64V10H63ZM97 12L100 13V11H98V10H97ZM105 12H106V11H105ZM110 12H112V11H110ZM110 12H109V14H110ZM114 12H115V11H113V13H114ZM56 13H57V12H56ZM58 13H59V12H58ZM113 13H112V14H113ZM115 13H116V12H115ZM142 13H143V12H142ZM228 13H229V12H228ZM228 13L225 14V16H229V15L231 16V13H229V14H228ZM1 14H2V13H1ZM14 14H15V11H14ZM14 14H13V15H14ZM30 14H31V13H30ZM44 14H45V13H44ZM59 14H60V13H59ZM67 14H68V13H67ZM69 14H70V13H69ZM93 14H94V12H93ZM102 14H103V13H102ZM117 14H118V13H117ZM221 14H222V13H221ZM241 14H242V13H241ZM16 15H17V14H16ZM18 15H19V14H18ZM47 15H48V14H47ZM54 15H55V14H54ZM57 15H58V14H57ZM61 15H63V14H61ZM95 15H96V14H95ZM98 15H99V14H98ZM106 15H108V13H106ZM106 15H105V16H106ZM122 15H124V14H122ZM131 15H132V14H131ZM131 15H130V17H131ZM133 15H134V13H133ZM143 15H144V14H143ZM158 15H159V14H158ZM223 15H224V13H223ZM235 15H236V14H235ZM256 15H257V14H256ZM42 16H44V15H42ZM55 16H56V15H55ZM100 16H101V15H100ZM100 16H98V17H100ZM105 16L102 15V17H105ZM112 16L114 17V14H113ZM14 17H15V16H14ZM94 17H95V16H94ZM98 17H97V18H98ZM107 17H108V16H107ZM109 17H110V16H109ZM133 17H134V16H133ZM179 17H180V16H179ZM30 18H31V17H30ZM56 18H57V17H56ZM58 18H59V15H58ZM61 18H62V16H61ZM89 18H91V17H89ZM95 18H96V17H95ZM110 18H111V17H110ZM136 18H137V17H136ZM138 18H140V17H138ZM174 18H175V17H174ZM240 18H241V17H240ZM31 19H32V18H31ZM175 19H176V18H175ZM241 19H242V18H241ZM19 20H21V19H20V16H19ZM46 20H47V19H46ZM53 20H57V21H58V19H55V17H54ZM64 20H65V19H64ZM80 20H81V19H80ZM100 20H101V19H100ZM132 20H133V18H132ZM16 21H18V20H16ZM16 21H15V22H16ZM27 21H29V20H27ZM57 21H56V22H57ZM62 21H63V20H61V23H62ZM109 21H110V20H109ZM109 21H108L107 23H109ZM133 21H134V20H133ZM135 21H136V19H135ZM237 21H238V20H237ZM80 22H81V21H80ZM105 22H106V21H105ZM105 22H104V23H105ZM164 22H165V21H164ZM234 22H236V21H234ZM47 23H48V22H47ZM49 23H50V22H49ZM54 23H55V22H54ZM61 23H60V24H61ZM100 23H101V22H99V24H100ZM112 23H113V22H112ZM112 23H111V25H114V26H115L116 23H115V24H112ZM120 23H121V22H120ZM120 23H119V24H120ZM130 23H131V20H130ZM141 23H142V22H141ZM169 23L172 24L170 21L168 22V24H169ZM173 23H174V22H173ZM232 23H233V22H232ZM51 24H52V23H51ZM57 24H58V23H57ZM94 24H95V23H94ZM101 24H102V23H101ZM119 24H118V25L116 24V25L119 26ZM138 24H139V23H138ZM165 24H166V23H165ZM186 24L189 25V23H185V24L183 23L182 26L184 25L185 27H187L188 25H186ZM17 25H18V24H17ZM23 25H24V24H23ZM84 25H85V24H84ZM102 25H103V24H102ZM107 25H108V24H107ZM109 25H110V24H109ZM109 25H108V26H109ZM128 25H129V24H128ZM227 25H229V24H227ZM231 25H232V24H231ZM21 26H22V24H21ZM21 26H20V28H18V29H21ZM51 26H53V25H51ZM60 26H61V25H60ZM72 26H73V25H72ZM89 26H90V25H89ZM114 26H111V28H114ZM133 26H134V25H133ZM173 26H174V25H173ZM180 26H181V25H179V27H180ZM237 26H238V25H237ZM17 27H18V26H17ZM100 27H102V26H100ZM131 27H132V26H131ZM143 27H144V26H143ZM167 27H168V26H167ZM176 27L178 28V26H176ZM176 27H175V28H176ZM185 27H184V28H185ZM239 27H240V26H239ZM26 28H27V27H26ZM38 28H39V26H38ZM52 28H53V27H52ZM60 28H61V27H60ZM104 28H105V27H104ZM170 28H172V27H170ZM177 28L174 30L175 32H176ZM180 28H181V27H180ZM188 28H189V27H188ZM228 28H229V27H228ZM39 29H40V28H39ZM91 29H92V28H90V30H91ZM107 29H108V27L105 28L104 30L109 31V32L111 31L110 28H109V30H107ZM166 29H167V28H166ZM178 29H179V28H178ZM229 29H230V28H229ZM40 30H41V29H40ZM52 30H53V29H52ZM54 30H55V28H54ZM90 30H89V31H90ZM98 30H101V28L98 29ZM112 30H114V29H112ZM167 30H168V29H167ZM182 30H183V27H182L181 31H182ZM189 30H191V29H189ZM48 31H49V30H48ZM48 31H47V32H48ZM72 31H73V30H72ZM72 31H71V32H72ZM77 31H78V30H77ZM96 31H97V30H96ZM117 31H119V30H117ZM121 31H122V30H121ZM178 31H180V30H178ZM181 31H180V32H181ZM20 32H21V30H20ZM52 32H53V31H52ZM60 32H61V31H60ZM75 32H76V31H75ZM166 32H167V31H166ZM166 32H165V33H166ZM168 32H169V30H168ZM168 32H167V33H168ZM170 32H171V31H170ZM175 32H174V33H175ZM49 33H50V31H49ZM56 33H57V32H56ZM90 33H91V32H90ZM90 33H89V34H90ZM98 33H99V32H98ZM100 33H101V32H100ZM113 33H114V31H113ZM113 33H112V34H111V33H108V35H109V34L114 35ZM118 33H119V35H120V32H118ZM174 33L171 32L172 35H173ZM2 34H3V33H2ZM18 34H19V33H18ZM54 34H55V33H54ZM57 34H58V33H57ZM57 34H55V35H57ZM70 34H71V33H70ZM73 34H74V33H73ZM89 34H88V35H89ZM93 34H94V33H93ZM176 34H177V32H176ZM176 34H174V35L176 36ZM181 34H182V32H181ZM184 34H185V33H184ZM184 34H183V35H184ZM22 35H23V34H22ZM62 35H63V33H62ZM65 35H66V34H65ZM74 35H75V34H74ZM76 35H77V34H76ZM100 35H101V34H100ZM122 35H124V34H122ZM125 35H126V34H125ZM174 35H173V36H174ZM178 35H179V34H178ZM245 35H246V34H245ZM59 36H60V35H59ZM63 36H64V35H63ZM69 36H70V35H69ZM89 36H90V35H89ZM89 36H88V37H89ZM92 36H93V35H92ZM96 36H99V35L96 34ZM120 36H121V35H120ZM120 36H119V37H120ZM170 36H171V35H170ZM179 36H180V35H179ZM23 37H24V36H23ZM48 37H49V35H48ZM51 37H53V36H51ZM51 37H49V38H51ZM56 37H57V36H56ZM74 37H75V36H74ZM74 37H73V39H74ZM109 37H110V39H112V40L114 39V38H111V36H109ZM163 37H164V36H163ZM165 37H166V38H165ZM165 37H164V38L167 39V41H168L169 38H167V37H169V36L167 35V36H165ZM24 38H27V36L24 37ZM61 38H62V37H61ZM64 38H65V37H64ZM69 38H70V37H69ZM80 38H81V37H80ZM82 38L84 39V37H82ZM86 38H87V36H85V40H86ZM89 38H90V37H89ZM100 38H101V37H100ZM100 38H99V39H100ZM102 38H103V37H102ZM102 38H101V39H102ZM117 38H118V37L116 36L115 39H117ZM164 38H163V39H164ZM170 38H171V37H170ZM181 38H183V37H181ZM6 39H7V37H6ZM54 39H55V40H56V39L59 40L60 38H59V39H58V38H54ZM62 39H63V38H62ZM65 39H67V38H65ZM83 39H81V43H82V40H83ZM91 39H92V37H91ZM95 39H96V38H95ZM97 39H98V37H97ZM130 39H131V38H130ZM137 39H139V38L137 37ZM163 39H162L161 41H163ZM165 39H164V40H165ZM177 39H179V37H177ZM57 40H56V42H58ZM70 40H71V39H69V43H70ZM85 40H84V43H85V42L87 43V41H85ZM88 40H89V39H88ZM102 40H103V39H102ZM14 41H17V40H14ZM62 41H64V40H62ZM92 41H93V40H92ZM94 41H95V40H94ZM94 41H93V42H94ZM110 41H111V40H110ZM115 41H116V40H115ZM173 41H174V43H176V45H177V42H175V40H173ZM194 41H195V40H194ZM2 42H3V41H2ZM7 42H8V41H7ZM25 42H27V41H25ZM72 42H73V44H75L74 41H72ZM79 42H80V40H79ZM79 42H78V43H79ZM89 42H90V40H89ZM89 42H88L87 44H89ZM99 42H100V41H99ZM101 42H102V41H101ZM103 42H104V40H103ZM103 42H102V43H103ZM112 42H114V40H113ZM117 42H118V41H117ZM117 42H116L115 44H117ZM122 42H123V41H122ZM163 42H164V41H163ZM169 42H170V40H169ZM181 42H182V41H181ZM237 42H238V41H237ZM15 43H16V42H15ZM50 43H51V45H52V42H50ZM61 43H62V42H61ZM64 43H65V41H64ZM64 43H63V44H64ZM66 43H67V42H66ZM81 43H79V45L77 44V47H78V48H79V46H81ZM90 43H92V42H90ZM104 43H106V42H104ZM120 43H121V42H120ZM130 43H131V42H130ZM164 43H165V42H164ZM171 43H172V42H171ZM190 43L192 44V42H190ZM57 44H58V43H57ZM59 44H60V43H59ZM67 44H68V43H67ZM67 44H64V45H66V46H64V45L62 46V44H61L60 47H61V46H62V47H65V49H66V47H67V49H68L69 46H70V44H69V46H67ZM71 44H72V43H71ZM95 44H96V46H97V43H95ZM169 44H170V43H169ZM17 45H18V42H17ZM24 45H25V44H24ZM24 45H23V46H24ZM82 45H83V44H82ZM92 45H93V44H92ZM100 45H101V43H100ZM100 45H98V48H100V47H99ZM108 45H109V44H108ZM108 45H107V46H108ZM110 45H111V44H110ZM130 45L132 46V44H130ZM166 45H167V44H166ZM166 45H165V46H166ZM170 45H171V44H170ZM174 45H175V44H174ZM174 45H172V46H174ZM180 45H181V44H180ZM254 45H255V44H254ZM31 46H32V43H31ZM55 46H57V45H55ZM72 46H73V47H70V49H71V48H74V45H72ZM85 46H86V44H85ZM102 46H103V45H102ZM125 46H126V45H125ZM141 46H142V45H141ZM167 46H168V45H167ZM178 46H179V43H178ZM1 47H2V46H1ZM18 47H19V46H18ZM86 47H88V46H86ZM86 47H85V48H86ZM115 47H116V45H115ZM126 47H128V46H126ZM133 47H134V46H133ZM169 47H170V46H169ZM169 47H168V49H169ZM180 47H182V46H180ZM189 47H191V46H189ZM189 47L187 46V48H189ZM203 47H204V46H203ZM19 48H20V47H19ZM25 48H26V47H25ZM39 48H40V47H39ZM52 48H53V47H52ZM57 48H58V47H57ZM57 48H56V49H57ZM75 48H76V46H75ZM75 48H74V49H75ZM85 48H84V51H85ZM93 48H94V47H93ZM112 48H113V47H112ZM118 48L121 49V50L119 49L120 52L124 51V49L122 50V48L119 47V45H118ZM123 48H124V47H123ZM165 48H166V47H165ZM165 48H164V50H165ZM185 48H186V47H185ZM6 49H7V47H6ZM56 49H55V50H56ZM61 49H62L63 51H65L64 48H61ZM61 49H59V51H60ZM74 49H73V50H74ZM103 49H105V46H104ZM108 49H109V48H108ZM114 49H115V48H114ZM114 49H113V50H114ZM126 49H127V48H126ZM128 49H129V48H128ZM131 49H132V48H130L129 51H130ZM134 49H135V48H134ZM148 49H149V48H148ZM175 49H176V48H175ZM206 49H207V48H206ZM23 50H24V49H23ZM43 50H44V49H43ZM75 50H76V49H75ZM75 50H74V54H75ZM82 50H83V49H82ZM82 50L79 49L78 53H83V52H80V51H82ZM98 50H99V49H98ZM106 50H107V49H106ZM115 50H116V49H115ZM115 50L113 51V54H110L111 51L108 50L109 53H108V52H107V53H108L109 57H111L112 55L114 56V52H115ZM117 50H118V49H117ZM176 50H177V49H176ZM186 50H187V49H186ZM186 50H185V51H186ZM1 51H2V50H1ZM24 51H25V50H24ZM24 51H23V52H24ZM70 51H72V49L69 50V52H70ZM100 51H103V50H100ZM100 51H99V52H100ZM104 51H105V50H104ZM104 51H103V52H104ZM127 51H128V50H127ZM127 51H126V52H127ZM129 51H128V52H129ZM137 51H138V50H137ZM181 51H182V50H181ZM185 51H184V52H185ZM190 51H191V50H190ZM37 52H38V49H37ZM69 52H68L67 54H70V53H71V52H70V53H69ZM76 52H77V50H76ZM85 52H86V51H85ZM91 52L93 53V50H92ZM95 52H96V51H95ZM105 52H106V51H105ZM124 52H125V51H124ZM179 52H180V49H179ZM182 52H183V51H182ZM0 53H1V52H0ZM38 53H39V52H38ZM55 53H56V52L54 51L53 54L55 55ZM59 53H60V52H59ZM63 53H64V52H63ZM92 53H91V54H92ZM97 53H98V52H97ZM122 53H123V52H122ZM61 54H62V53H61ZM61 54H60V56H61ZM72 54H73V53H72ZM76 54H77V53H76ZM76 54H75V56H76ZM125 54H126V53H125ZM246 54H247V52H246ZM246 54H245V55H246ZM56 55H57V54H56ZM56 55L54 56V58L56 57ZM64 55H65V54H64ZM77 55H78V56H80V55L82 56V54H77ZM88 55H90L89 51H88ZM93 55H94V53H93ZM97 55H98V54H97ZM97 55H96V57H98ZM110 55H111V56H110ZM121 55H124V54H121ZM130 55H133V54H130ZM139 55H140V53H139ZM150 55H151V54H150ZM193 55H194V54H193ZM37 56H38V55H37ZM60 56H59V57H60ZM65 56H66V55H65ZM81 56H80V57H81ZM83 56H85V54H84ZM86 56H87V55H86ZM86 56H85V57H86ZM133 56H134V58H136L135 55H133ZM159 56H160V55H159ZM249 56H250V55H249ZM67 57H68V56H67ZM103 57H104V55L102 56V59H103ZM128 57H129V56H128ZM128 57H127V58H128ZM245 57H246V56H245ZM251 57H252V56H251ZM7 58H8V57H7ZM13 58H14V56H13ZM24 58H25V57H24ZM64 58H65V57H64ZM70 58H71V56H70ZM72 58H73V57H72ZM75 58H76V57H75ZM75 58H73V60H74ZM86 58H89V57H86ZM94 58H95V57H94ZM94 58H92V59H94ZM113 58H114V57H113ZM127 58H126V59H127ZM205 58H206V57H205ZM8 59H9V58H8ZM15 59H16V58H15ZM55 59L57 60V58H55ZM58 59H59V58H58ZM61 59H62V57H61ZM61 59H60V60H61ZM67 59H68V58H67ZM76 59H77V58H76ZM76 59H75V60H76ZM82 59H83V60H81V59L79 58V60H81V61L83 62L85 58L82 57ZM95 59H96V58H95ZM97 59H98V58H97ZM97 59L94 60V61L92 60V62H91L92 66L94 65L93 62L95 63V62L97 61ZM99 59H100V57H99ZM109 59H110V58H109ZM109 59H108V60H109ZM128 59H129V58H128ZM138 59H139V58H138ZM157 59H158V58H157ZM36 60H37V59H36ZM41 60H45L44 57H43V59H41ZM86 60H88V59H86ZM131 60H133V57H131ZM134 60H137V59H134ZM143 60H144V59H143ZM162 60H163V59H162ZM190 60H191V59H190ZM249 60H250V59H249ZM8 61L10 62V60H8ZM32 61H33V59H32ZM38 61H39V59H38ZM45 61H46V60H45ZM54 61H55V60H54ZM58 61H59V60H58ZM68 61H69V60H68ZM70 61H71V60H70ZM76 61H77V60H76ZM137 61H138V60H137ZM137 61H134V62L132 61V62L137 64ZM150 61H151V60H150ZM11 62H12V59H11ZM11 62L9 63V65L11 64ZM39 62H40V61H39ZM47 62H48V61H47ZM61 62H63V59H62ZM88 62H89V61H88ZM104 62H105V61H104ZM108 62H109V61H108ZM112 62H113V61H112ZM129 62H130V60L128 61V63H129ZM132 62H131V63H132ZM159 62H160V61H159ZM28 63H29V61H28ZM52 63H53V62H52ZM55 63L57 64V62H55ZM69 63H70V64H68L69 66H70V65H74V61H73V64H72L71 62H69ZM78 63H80V62H78ZM110 63H111V62H110ZM133 63H132V65H133ZM249 63H250V62H249ZM18 64H19V62H18ZM29 64H31V63H29ZM36 64H37V63H36ZM60 64L62 65V63H60ZM65 64H66V63H65ZM65 64H64V65H65ZM81 64H82V63L78 64V66H80ZM83 64H84V63H83ZM86 64H87V63H86ZM98 64H99V63H98ZM160 64H161V63H160ZM186 64H187V63H186ZM197 64H198V63H197ZM14 65H15V64H14ZM14 65H13V66H14ZM32 65H33V64H32ZM37 65H38V64H37ZM53 65H54V64H53ZM64 65H63V67H64ZM87 65H89V64H87ZM134 65H135V64H134ZM147 65H148V64H147ZM187 65H189V63H188ZM249 65H251V64H249ZM10 66H11V65H10ZM16 66H17V65H16ZM33 66H34V65H33ZM65 66H66V65H65ZM69 66H68V67H69ZM76 66H77V65H76ZM76 66H74V68H75ZM78 66H77V67H78ZM84 66H85V65H84ZM84 66H83V67H84ZM101 66H102V65H101ZM103 66H104V68H105V65H103ZM107 66L109 67L110 65H107ZM253 66H254V65H253ZM35 67H36V66H35ZM42 67H43V66H42ZM59 67H60V66H59ZM61 67H62V66H61ZM61 67H60V69H61ZM68 67H67V68L65 67V69H67V70L70 69V68H68ZM77 67H76V68H77ZM83 67H82V68H83ZM87 67H88V66H87ZM87 67H85V68H87ZM108 67H107V69H108ZM120 67H121V66H120ZM122 67H123V65H122ZM136 67H138V66H136ZM188 67H191V66H188ZM249 67H250V66H249ZM14 68H15V67H14ZM21 68H22V67H20V69H21ZM55 68H56V67H55ZM96 68H97V67H96ZM96 68H93V69H96ZM118 68H119V67H118ZM124 68H125V67H124ZM10 69H11V68H10ZM16 69H18V67H16ZM20 69H18V70L20 71ZM38 69H39V67H38ZM43 69H44V68H43ZM72 69H73V66H72ZM79 69H80V68H79ZM88 69H89V67H88ZM88 69H87V70H88ZM109 69H111V66H110ZM135 69H137V68H135ZM141 69H142V68H141ZM147 69H148V70H147L146 72H148V74H150V73H149V68H147ZM249 69H250V68H249ZM254 69H255V68H254ZM90 70H91V69H90ZM105 70H106V69H105ZM124 70H126V69H124ZM124 70H123V71H124ZM132 70H133V68H132ZM189 70H190V69H189ZM251 70H252V69H251ZM30 71H31V70H30ZM70 71H71V69H70L68 72H70ZM74 71H75V69H74ZM76 71H77V70H76ZM76 71H75V72H76ZM80 71H81V70H80ZM88 71H89V70H88ZM95 71H96V70H95ZM99 71L101 72V69H100ZM117 71H118V70H117ZM121 71H122V70H121ZM129 71H130V70H129ZM133 71H134V70H133ZM136 71H137V70H136ZM139 71H140V70H139ZM139 71H138V72H139ZM153 71H154V70H153ZM194 71H195V70H194ZM255 71H256V69H255ZM20 72H21V71H20ZM22 72H23V71H22ZM24 72H25V71H24ZM27 72H29V71H27ZM42 72H43V71H42ZM61 72H62V71H61ZM63 72H64V71H63ZM65 72H66V71H65ZM72 72H73V70H72ZM85 72H86V70H85ZM91 72H92V71L88 72V74L91 75V74H90ZM104 72H106V71H104ZM126 72H127V71H126ZM144 72H145V71H144ZM191 72H193L192 69H191ZM30 73H31V72H30ZM38 73H41V71H40V72L38 71ZM81 73H82V72H81ZM86 73H87V72H86ZM128 73H129V72H128ZM170 73H171V72H170ZM188 73H189V72H188ZM193 73H194V72H193ZM193 73H191V74H193ZM196 73H199V71L196 72ZM16 74H17V71H16ZM42 74H43V73H42ZM48 74H49V73H48ZM78 74H79V73H78ZM82 74H83V73H82ZM84 74H85V73H84ZM92 74H94V73H92ZM102 74H104V73H102ZM105 74H106V73H105ZM111 74H112V73H111ZM113 74H114V73H113ZM113 74H112V75H113ZM126 74H127V73H126ZM129 74H130V73H129ZM146 74H147V73H146ZM161 74H162V73H161ZM11 75H12V74H11ZM18 75H19V74H18ZM23 75H25V74H23ZM31 75H32V73H31ZM50 75L52 76V74H50ZM64 75H65V74H64ZM67 75H68V74H67ZM79 75H80V74H79ZM89 75H88V76H89ZM94 75H95V74H94ZM109 75H110V74H109ZM115 75H116V74H115ZM134 75H135V74H134ZM168 75H169V74H168ZM198 75H199V74H198ZM198 75H197V76H198ZM200 75H201V73H200ZM250 75H251V74H250ZM0 76H1V75H0ZM21 76H22V73H21ZM21 76L19 77L20 79H21ZM27 76H28V75H27ZM72 76H73V75H72ZM96 76H97V75H96ZM128 76H129V75H128ZM130 76H132V75L130 74ZM154 76H155V73H154ZM209 76H210V75H209ZM15 77H16V76H15ZM25 77H26V76H25ZM30 77H31V76H30ZM59 77H60V76H59ZM62 77H63V76H62ZM65 77H66V76H65ZM73 77H75V74H74ZM79 77H80V76H79ZM83 77H84L83 80H84L85 82H86V80L88 81V78H89V77H87V79L85 80V76H82V77L80 78V79H81L80 81H82V78H83ZM90 77H92V76H90ZM93 77H95V76H93ZM115 77H116V76H115ZM16 78H17V77H16ZM32 78H33V76H32ZM32 78H30V79H32ZM36 78L38 79V77H36ZM68 78H69V76H68ZM68 78H67L66 80H68ZM97 78H99V77H97ZM100 78H101V76H100ZM124 78H125V77H124ZM128 78H129V77H128ZM132 78H133V77H132ZM139 78H140V76H139ZM142 78H143V77H142ZM145 78H146V79H147V78L149 79V76L147 77V75H146ZM154 78H155V77H154ZM210 78H211V77H210ZM4 79H5V78H4ZM23 79H26L25 81H27V78H23ZM28 79H29V78H28ZM30 79H29V81H30ZM39 79H41V78H39ZM76 79H78V78H76ZM102 79H103V77H102ZM112 79H113V78H112ZM135 79H137L136 76H135L134 80H135ZM158 79H159V77H158ZM158 79H157V81H154L153 83L158 82ZM191 79H192V78H191ZM208 79H209V78H208ZM33 80H34V79H33ZM72 80L74 81V79H72ZM91 80H92V79H91ZM103 80H104V79H103ZM110 80H111V78H110ZM116 80H117V77H116ZM122 80H124V79H122ZM134 80H133V82H135ZM139 80H141V79H139ZM142 80H144V79H142ZM193 80H195V77H194ZM193 80H191V81H193ZM199 80H201V78H200ZM8 81H9V80H8ZM29 81H28V84H30ZM42 81H43V79H42ZM44 81H45V80H44ZM44 81H43V83H45ZM60 81H61V80H60ZM62 81H63V78H62ZM78 81H79V79H78ZM80 81H79V82H80ZM84 81H83V82H84ZM93 81H95V78H93ZM99 81H101V80H99ZM117 81H118V80H117ZM119 81H121V80L119 79ZM119 81H118V82H119ZM144 81H145L144 84H145V86H146V88H144V89H147V87H149V86H148L149 84H150V86H151V83H150L151 81H150V82L148 81L149 84H146V80H144ZM144 81H143V82H144ZM248 81H249V80H248ZM1 82H2V81H1ZM4 82L6 83V81H4ZM22 82H24V81H21V83H22ZM36 82H37V81H36ZM69 82H70V81H69ZM69 82H68V83H69ZM83 82H82V83H83ZM85 82H84V84L87 83V82H86V83H85ZM89 82H90V79H89ZM96 82H97V79H96ZM96 82H95V83H96ZM110 82H111V81H110ZM118 82H117V83H118ZM133 82H132V83H133ZM137 82H138V81H137ZM137 82H136V83H137ZM139 82H140V81H139ZM139 82H138V83H139ZM198 82H199V81H198ZM7 83L10 84L9 82H7ZM21 83H19V84H21ZM25 83H26V82H25ZM41 83H42V82H41ZM43 83H42V84H43ZM61 83H62V82H61ZM76 83H77V81H76ZM82 83H81V84H82ZM90 83H91V82H90ZM92 83H94V82H92ZM92 83H91V84H92ZM97 83H98V82H97ZM119 83H120V82H119ZM138 83H137V87L139 88V87H141V84H140V86H139ZM171 83H172V82H171ZM185 83H186V82H185ZM218 83H219V82H218ZM249 83H250V82H249ZM1 84H2V83H1ZM12 84H13V83H12ZM23 84H24V83H22L21 86H22ZM31 84H32V83H31ZM39 84H40V83H39ZM39 84H38V86H39ZM45 84H46V83H45ZM45 84H44V86H46ZM48 84H49V83H48ZM56 84H57V83H56ZM62 84L67 85V81H66V83L63 82ZM81 84H80V85H81ZM84 84H82V87H83ZM99 84H100V83H98V85H99ZM250 84H251V83H250ZM252 84H253V83H252ZM16 85H17V84H16ZM77 85H79V84L77 83L76 86H77ZM86 85H88L87 87H90V88H91V86H90L89 84H86ZM92 85H93V84H92ZM98 85H96V86H98ZM101 85H102V84H101ZM128 85H129V84H128ZM152 85H153V84H152ZM154 85H156V84H154ZM184 85H185V84H184ZM186 85H187V84H186ZM197 85H198V84H197ZM204 85H205V84H204ZM215 85H216V84H215ZM222 85H223V84H222ZM0 86H1V85H0ZM9 86H10V85H9ZM36 86H37V85H36ZM40 86H41V85H40ZM58 86H59V85L57 84L56 87H58ZM61 86L63 87L64 85H61ZM67 86H68V85H67ZM67 86H66V88H68ZM69 86H70V84H69ZM74 86H75V85H74ZM93 86H94V85H93ZM119 86H120V85H119ZM125 86H126V85H125ZM145 86H144V87H145ZM157 86H158V84H157ZM157 86H156V87H157ZM167 86H168V85H167ZM170 86H171V85H170ZM187 86H188V85H187ZM202 86H203V85H202ZM218 86H220V84H218ZM248 86H249V84H248ZM250 86L253 87L252 85H250ZM250 86H249V87H250ZM14 87H15V86H14ZM26 87H27V85H26ZM26 87L23 86V88H26ZM29 87H30V86H29ZM31 87H32V85H31ZM33 87H34V86H33ZM33 87H32V88H33ZM50 87H51V86H50ZM71 87H72V84H71L70 88H71ZM84 87H85V85H84ZM99 87H100V86H98V88H99ZM158 87H159V86H158ZM185 87H186V86H185ZM191 87H192V86H191ZM193 87H194V86H193ZM196 87H197V86H196ZM249 87H248V88H249ZM10 88H11V86H10L9 88H7V89H10ZM35 88H37V87H35ZM48 88H49V87H48ZM48 88H46V89L48 90ZM80 88H81V87H80ZM94 88H95V87H94ZM101 88H102V87H101ZM101 88H100V90H101ZM131 88H132V87H131ZM135 88H136V87H135ZM168 88H169V86H168ZM189 88H190V85H189ZM189 88L187 89L188 92H189ZM246 88H247V87H246ZM253 88H254V87H253ZM253 88H252V89H253ZM5 89H6V88H5ZM11 89H12V88H11ZM19 89H20V88H19ZM39 89H40V88H39ZM44 89H45V88H44ZM57 89H59V88H57ZM68 89H69V88H68ZM68 89H66V90H68ZM71 89H72V88H71ZM73 89H74V88H73ZM77 89H78V88H77ZM81 89H83V88H81ZM88 89H89V88H88ZM91 89H93V87H92ZM91 89H89V90H91ZM109 89H110V88H109ZM122 89H123V88H122ZM139 89L142 90V87L139 88ZM150 89H151V87H150ZM153 89H154V88H153ZM161 89H162V88H161ZM195 89H196V88H195ZM195 89L193 88L194 91H195ZM200 89H201V84H200ZM212 89H215V88H212ZM256 89H257V88H256ZM262 89H263V88L261 87V88H260V91H261V92H263V90H264V89H263V90H262ZM32 90H33V89H32ZM32 90H31V91H32ZM34 90H35V89H34ZM34 90H33V92H35ZM63 90H64V89H63ZM63 90H62V91H63ZM74 90H76V87H75ZM83 90H84V89H83ZM83 90H82V91H83ZM94 90H95V89H93V91H94ZM103 90H104V89H103ZM106 90H107V89H106ZM117 90H119V87L117 88ZM120 90H121V89H120ZM120 90H119V91H120ZM124 90H126V89H124ZM131 90H132V89H131ZM191 90H192V89H190V91H191ZM197 90H198V89H196V91H197ZM207 90H208V89H207ZM247 90H248V89H247ZM4 91H5V90H4ZM22 91H23V90H22ZM42 91H43V90L41 89V92H42ZM51 91H52V92H50V93L54 94L55 89L52 88ZM69 91H71V90L69 89ZM86 91H87V90H86ZM95 91H96V92H99V91H97V90H95ZM107 91H108V90H107ZM107 91H106V92H107ZM114 91H115V90H114ZM122 91H123V90H122ZM122 91H121V92H122ZM143 91H144V90H143ZM149 91H150V90H149ZM158 91H160V90L158 89ZM203 91H204V90H203ZM210 91H211V90H210ZM253 91H254V89H253ZM256 91L258 92V90H256ZM0 92H1V91H0ZM27 92H29V89H28ZM43 92H45V91H43ZM63 92L65 93V90H64ZM72 92L74 93L75 91H72ZM77 92H78V91H77ZM77 92H76L75 94H77ZM83 92H84V91H83ZM108 92H109V91H108ZM128 92H130V91L128 90ZM133 92H134V91H133ZM151 92L154 93V91H153L152 89H151ZM169 92L172 93L173 91H169ZM192 92H193V91H192ZM200 92H201V91H199V93H200ZM1 93H2V92H1ZM30 93H31V92H29V94H30ZM57 93H58V91H57ZM66 93H67V92H66ZM84 93H85V95L88 94V92H84ZM91 93H92V92H91ZM94 93H95V92H94ZM94 93H93V95H94ZM111 93H112V92H111ZM124 93H125V92H124ZM143 93H144V92H143ZM145 93H146V92H145ZM145 93H144V94H145ZM147 93H149V92H147ZM170 93H169V94H170ZM193 93H196V92H193ZM201 93H202V92H201ZM246 93L248 94V92H246ZM246 93H245V94H246ZM255 93H256V92H255ZM7 94H9V92H8ZM10 94H11V92H10ZM25 94H26V91H25ZM32 94H33V93H32ZM44 94H46V93H44ZM75 94H73L75 97L79 95V94H77V95H75ZM80 94H81V93H80ZM96 94H97V93H96ZM119 94H120V93H119ZM129 94H130V93H129ZM131 94H132V92H131ZM149 94H150V93H149ZM149 94H147V95L145 94V95H146V96H149ZM151 94H152V93H151ZM158 94L161 96L160 93H158ZM11 95H12V94H11ZM14 95H16V94H14ZM30 95H31V94H30ZM35 95H37V97H38V94L35 93ZM41 95H42V94H41ZM56 95H57V94H56ZM56 95H55V96H56ZM73 95L71 96V94H70V96L72 97V100H73ZM85 95H84V96H85ZM106 95H107V94H106ZM134 95H135V94H134ZM134 95H133V96H134ZM138 95H139V94H137V96H138ZM152 95H153V94H152ZM166 95H167V94H166ZM166 95L163 94L161 97L165 96V97L168 98V96H166ZM170 95H171V94H170ZM195 95L198 96V95H200V94H195ZM0 96H1V95H0ZM12 96H13V95H12ZM18 96H19V95H18ZM18 96H15V98L18 97ZM42 96H43V95H42ZM46 96H47V95H46ZM60 96H61V95H60ZM60 96H59V98H62V97H60ZM66 96H67V95H66ZM88 96H89V94H88ZM88 96H87V99H88ZM90 96H91V95H90ZM109 96H110V95H109ZM129 96H130V95H129ZM146 96H145V97H146ZM154 96H158V95H155V94H154V95H153V98H154ZM160 96H158V97H160ZM174 96H175V95H173V97H174ZM190 96H191V95H190ZM192 96H194V95H192ZM192 96H191V98H192ZM204 96H205V95H204ZM206 96H207V95H206ZM216 96H217V95H216ZM247 96H248V95H247ZM253 96H255V95H253ZM32 97H35V96H32ZM37 97H36V98H37ZM63 97H65V95H64ZM71 97H68V98L65 97V99H66V98H67V99H69V98L71 99ZM75 97H74V98H75ZM96 97H97V96H96ZM118 97H121V94H120ZM141 97H142V96H140V98H141ZM158 97H157V98H158ZM161 97H160V98H161ZM165 97H163V98H165ZM218 97H219V96H217V98H218ZM242 97H243V96H242ZM242 97H241V98H242ZM245 97H246V96H245ZM2 98H3V97H2ZM30 98H31V96H30ZM85 98H86V97H85ZM93 98H95V97L93 96ZM98 98H99V97H98ZM124 98H125V97H124ZM131 98H132V97H131ZM143 98H144V97H142V99H143ZM155 98H156V97H155ZM157 98H156V100H157ZM160 98H159V99H160ZM174 98H175V97H174ZM174 98H172V99H174ZM193 98H194V97H193ZM193 98H192V99H193ZM217 98L215 99L216 102L220 100V99L217 100ZM248 98H249V96H248ZM255 98H256V97H255ZM33 99H34V98H33ZM39 99H40V97H39ZM39 99H37V100H38L37 103H39ZM45 99H46V98H45ZM95 99H96V98H95ZM95 99H94V101H95ZM103 99H104V98H103ZM107 99H108V98H107ZM118 99H119V98H118ZM126 99H127V98H126ZM128 99H129V98H128ZM138 99H139V98H138ZM142 99H141V100H142ZM146 99L151 100L152 98L150 99V97H148V98H146ZM146 99H145V100H146ZM165 99H166V98H165ZM168 99H169V98H168ZM168 99H167V100H168ZM175 99H176V98H175ZM183 99H184V97H183ZM188 99H189V98H188ZM195 99H196V97H195ZM199 99H201V98H199ZM207 99H208V97H207ZM213 99H214V98H213ZM221 99H222V98H221ZM1 100H2V99H1ZM10 100H11V99L9 98L8 101H10ZM19 100H20V99H19ZM25 100H26V99H25ZM90 100H92V99L89 98L88 101H90ZM100 100H101V98H100ZM124 100H125V99H124ZM148 100H146V101H148ZM153 100H154V99H153ZM202 100H203V99H202ZM202 100H201L200 102H202ZM242 100H243V99H242ZM245 100H246V99H245ZM4 101H5V100H4ZM17 101H18V100H17ZM40 101H41V99H40ZM60 101H63V100H60ZM60 101H59V103H57L56 105H58V104L61 105ZM70 101H71V100H70ZM73 101H74V100H73ZM77 101L79 102V100H77ZM80 101H82V103L79 104V105H81V106H80V109H81L82 105L85 106V103H88V102H86V100H85V103H83V100H80ZM98 101H99V100H98ZM103 101H104V100H103ZM121 101H122V100H121ZM139 101H140V100H139ZM151 101H152V100H151ZM160 101H161V99H160ZM164 101H165V100H164ZM184 101H185V100H184ZM255 101H256V100H255ZM10 102H11V101H10ZM32 102H33V101H32ZM68 102H69V101H68ZM75 102H76V100H75ZM125 102H126V101H125ZM154 102H155V101H154ZM157 102H158V101H157ZM157 102H155V103H157ZM165 102H166V101H165ZM213 102H214V101H213ZM219 102H220V101H219ZM221 102H222V101H221ZM221 102H220V104H221ZM256 102H257V101H256ZM4 103H6V101H5ZM4 103L2 102V104H4ZM29 103H30V102H29ZM45 103H46V101H45ZM48 103H50V102H48ZM69 103H70V102H69ZM73 103H74V102H73ZM94 103H95V102H94ZM94 103H93V105H94ZM100 103H101V102H100ZM106 103H110V102H107V100H106ZM146 103H147V102H146ZM159 103L161 104V102H159ZM162 103H163V102H162ZM166 103H168V102H166ZM198 103H199V102H198ZM205 103H206V102H205ZM217 103H218V102H217ZM238 103H239V102H238ZM248 103H250V102H248ZM248 103H247V104H248ZM32 104H33V103H32ZM46 104H47V103H46ZM46 104H45V106H46ZM64 104H65V103H64ZM67 104H68V103H67ZM70 104L72 105V102H71ZM77 104H78V103H77ZM77 104H74V105L76 106ZM88 104H89V103H88ZM90 104H91V103H90ZM90 104H89V105H90ZM97 104H98V103H97ZM97 104H96V105H97ZM101 104H102V103H101ZM113 104H114V103H113ZM152 104H154V103H152ZM152 104H151V105H152ZM176 104H177V103H176ZM183 104H184V103H183ZM222 104H223V103H222ZM240 104H241V103H240ZM253 104H255L254 101H253V103H252L251 105H253ZM259 104H260V102H259ZM0 105H1V104H0ZM54 105H55V104H54ZM79 105H77V106H79ZM89 105H87V106H89ZM96 105H95V106H96ZM104 105H105V103H104ZM104 105H102V107H103V108H106V107H104ZM108 105H109V104H108ZM123 105H124V104H123ZM126 105H127V103H126ZM144 105H145V104H144ZM157 105H158V104H157ZM168 105H169V104H168ZM263 105H264V104H263ZM35 106H36V105H35ZM39 106H40V105H39ZM41 106H42V104H41ZM45 106H44V103H43V106H42V107H45ZM50 106H51V105H50ZM67 106H68V105H67ZM69 106H70V105H69ZM69 106H68V107H69ZM72 106H73V105H72ZM100 106H101V105H100ZM106 106H107V105H106ZM135 106H136V105H135ZM142 106H143V103H142ZM148 106H149V104H147V107H148ZM163 106L166 107L165 104H164ZM221 106H222V105H221ZM226 106H227V105H226ZM232 106H233V105H232ZM234 106H235V105H234ZM234 106H233V107H234ZM239 106H240V105H239ZM247 106H248V105H247ZM256 106H257V105H256ZM47 107H48V109H49L48 104H47ZM47 107H45V111H46V108H47ZM56 107H57V106H56ZM56 107H52V108L55 109ZM60 107H61V108H59V109H62V108H63L62 106H60ZM85 107H86V106H85ZM91 107H92V106L90 105V108H91ZM96 107H97V106H96ZM117 107H118V106H117ZM122 107L124 108V106H122ZM154 107H155V105H154ZM182 107H183V106H182ZM229 107H231V104H230ZM229 107H228V108H229ZM241 107H242V105H241ZM25 108H26V107H25ZM50 108H51V107H50ZM71 108H72V107H71ZM75 108H76V107H75ZM82 108H83V107H82ZM93 108H94V107H93ZM99 108H100V107H99ZM130 108H132V107L130 106ZM133 108H134V107H133ZM133 108H132V109H133ZM141 108H142V107H141ZM145 108H146V107H145ZM152 108H153V106H152L150 109H152ZM161 108H162V106H161ZM167 108H168V107H167ZM187 108H188V107H187ZM206 108H207V107H206ZM213 108H214V107H213ZM235 108H236V106H235ZM235 108H234V109H235ZM239 108H240V107H239ZM6 109H7V108H6ZM32 109H33V108H32ZM35 109H36V108H35ZM35 109H34V110H35ZM39 109H40V108H39ZM43 109H44V108H43ZM57 109H58V108H57ZM63 109H64V108H63ZM63 109H62V110H63ZM66 109H67V107H66ZM73 109H74V108H73ZM80 109H76L77 112L80 111ZM97 109H98V107L96 108V112H97ZM109 109H110V108H109V106H108V110H109ZM120 109H121V107H120ZM120 109H119V110H120ZM143 109H144V108H143ZM157 109H158V108H157ZM157 109H156V111H159V110H157ZM173 109H174V107H173ZM240 109H241V108H240ZM10 110H11V109H10ZM15 110H16V109H15ZM15 110H14V111H15ZM23 110H24V109H23ZM49 110H50V109H49ZM49 110H47V113H48ZM70 110H72V109H70ZM82 110H83V109H82ZM88 110H89V109H88ZM93 110H94V109H93ZM93 110H92L91 112H93ZM98 110H99V109H98ZM101 110H102V108H101ZM101 110L98 111V112L100 113ZM123 110H124V109H123ZM133 110H134V109H133ZM144 110L146 111V109H144ZM147 110H148V112H149V109H147ZM166 110H167V109H166ZM166 110L164 109L163 112H165ZM168 110H169V108H168ZM177 110H178V109H177ZM184 110H185V109H183V113H184ZM197 110H199V109L197 108ZM25 111H28V110L25 109ZM42 111H43V110H42ZM64 111L66 112L67 110L64 109ZM84 111H86V109H85ZM105 111H106V109H105ZM109 111H110V110H109ZM109 111H108V112H109ZM135 111H136V110H135ZM137 111H138V110H137ZM152 111L155 112V109H153ZM175 111H176V109H175ZM181 111H182V110H181ZM234 111H237V110L235 109ZM234 111H233V112H234ZM239 111H240V110H239ZM239 111H237V112H239ZM3 112H4V111H3ZM15 112H17V110H16ZM21 112H22V111H21ZM28 112H29V111H28ZM36 112H37V111H36ZM43 112H44V111H43ZM53 112H54V111H53ZM53 112H51V110H50V113L53 114ZM62 112H63V111H62ZM80 112H81V111H80ZM86 112H87V111H86ZM94 112H95V110H94ZM98 112H97V113H98ZM118 112H119V111H118ZM130 112H131V111H130ZM161 112H162V111H161ZM170 112H171V111H170ZM177 112H178V111H177ZM186 112H187V110H186ZM247 112H249V111H247ZM26 113H27V112H26ZM33 113H35V112H33ZM33 113H32V114H33ZM37 113H39V112H37ZM56 113H59V112H56ZM66 113H67V112H66ZM82 113H83V112H81L80 114L82 115ZM84 113H85V112H84ZM97 113H96V115L98 116L99 114H97ZM171 113H172V112H171ZM183 113H182V115H183ZM234 113H235V112H234ZM239 113H241V111H240ZM243 113H244V111H243ZM15 114H16V113H15ZM29 114H30V113H29ZM35 114H36V113H35ZM35 114H34V116H35ZM40 114H41V113H39V115H40ZM43 114H44V113H43ZM52 114H50V115H52ZM63 114H64V112H63ZM71 114H73V113H71ZM78 114H79V112H78ZM88 114H89V113H88ZM93 114H94V113H93ZM103 114H104V113H103ZM105 114H107V112H105ZM105 114H104V115H105ZM114 114H115V113H114ZM119 114H120V113H119ZM125 114H126V113H125ZM133 114H134V113H133ZM140 114H142V113L140 112ZM158 114H159V112H157V115H156L157 117H159ZM178 114H179V113H178ZM208 114H209V113H208ZM11 115H14V113H12ZM17 115H18V116H21L20 113H17ZM48 115H49V114H48ZM65 115H66V116H62L61 113H60V115L57 116V117L62 116V117H64V118H66V119L71 118V117H70L71 115H70L68 118H67L68 115H67V114H65ZM74 115H75V114H74ZM74 115H72V116H74ZM81 115H80V117H81V120H82L83 115H82V116H81ZM90 115H91V114H90ZM108 115H109V114H108ZM111 115H112V114H111ZM126 115H127V114H126ZM128 115H129V114H128ZM149 115H150V113H149ZM162 115H165V114H162ZM162 115H161V116H162ZM167 115H168V114H167ZM169 115H170V114H169ZM173 115H175V113H174ZM173 115H172V116H173ZM192 115H194V114H192ZM192 115H191V116H192ZM236 115H237V114H236ZM241 115H242L243 119L247 122V120H248V119H246L247 117H244V115H243L242 113H241ZM241 115H240V116H241ZM26 116H27V115L25 114V118H27ZM40 116H41V115H40ZM40 116H39V117H40ZM76 116L78 117V115H76ZM76 116H75V117H76ZM86 116H87V113H86ZM92 116H95V115H92ZM92 116H91V117H92ZM99 116H100V115H99ZM99 116H98V118H99ZM105 116H106V115H105ZM115 116H118V114H116ZM139 116H141V115H139ZM147 116H148V114H147ZM172 116H171V117H172ZM178 116H179V115H178ZM185 116H186V115H185ZM197 116H198V115H197ZM199 116L202 117V115H199ZM205 116H206V115H205ZM1 117H2V116H1ZM1 117H0V118H1ZM15 117H16V116H15ZM36 117H37V114H36ZM47 117H48V116H47ZM54 117H55V116H54ZM75 117H74V118H75ZM80 117H79V118H80ZM100 117H101V116H100ZM108 117H109V116H108ZM120 117L122 118L121 114H120ZM125 117H126V116H125ZM141 117H142V116H141ZM154 117H155V116H154V113H153V117L150 116V118H149V117H148V118L151 119V118H154ZM157 117H156V118H157ZM162 117H164V116H162ZM208 117H209V116H208ZM29 118L31 119V118H33V117H31V115H30ZM72 118H73V117H72ZM74 118H73V119H74ZM89 118H90V117H89ZM101 118H102V117H101ZM101 118H99L98 120H100ZM103 118H104V117H103ZM110 118H111V117H110ZM114 118H115V117L112 116V119H114ZM118 118H119V117H118ZM123 118H124V116H123ZM123 118H122V119H123ZM129 118H130V115H129ZM131 118H132V116H131ZM134 118H136V116L133 117L132 121L134 120ZM137 118H139V117H137ZM159 118H160V117H159ZM159 118H158V119H159ZM164 118H165V121H166L167 117H164ZM177 118H178V117H177ZM185 118H187V117H185ZM1 119H2V118H1ZM5 119H6V117H5ZM20 119H21V118H20ZM37 119H38V117H37ZM73 119H70V120H73ZM76 119H77V118H76ZM87 119H88V118H87ZM96 119H97V118H96ZM115 119H116V118H115ZM122 119H121V120H122ZM161 119H163V118H161ZM161 119H160V120H161ZM172 119H174V118L172 117ZM172 119H171V118L169 119L170 122H171ZM183 119H184V117H183ZM191 119H193V118H191ZM2 120H3V119H2ZM11 120H12V119H11ZM33 120H34V118H33ZM41 120H42V119H41ZM44 120H45V119H44ZM57 120H58V119H57ZM57 120H56V121H57ZM68 120H69V119H68ZM78 120L80 121V119H78ZM84 120H85V119L83 118V123L86 122V121L84 122ZM88 120H89V119H88ZM88 120H87V121H88ZM98 120H95V121H98ZM123 120H124V119H123ZM156 120H157V119H156ZM160 120H158L159 123H160ZM174 120L176 121V119H174ZM174 120H173V121H174ZM178 120H179V119H178ZM181 120H182V119H181ZM26 121H28V120H27V119L25 120V124L27 123ZM30 121H31V120H30ZM62 121H64V119H63ZM74 121H75V119H74ZM76 121H77V120H76ZM76 121H75V122H76ZM79 121L76 122V124H79L80 122H82V121H80V122H79ZM95 121H94V122H95ZM102 121H103V120H102ZM102 121H101V122H102ZM105 121H106V123H107V120H106V119H105ZM115 121H116V120H115ZM115 121H114V122H115ZM135 121H136V120H135ZM139 121H141V120L138 119V123H140ZM152 121H153V120H152ZM182 121H183V120H182ZM186 121H187V120L184 121L185 123H183V125H184V124H185V125H188V124H186ZM189 121H190V120H189ZM238 121H239V120H238ZM5 122H6V120L4 121V123H5ZM22 122H23V121H22ZM35 122H36V121H35ZM44 122H45V121H44ZM44 122H42V123H44ZM64 122H65V126H66V120H65ZM72 122H73V121H72ZM110 122H111V121H110ZM116 122H117V121H116ZM141 122H142V121H141ZM146 122H148V123L150 124V121L147 120ZM154 122H155V120H154ZM168 122H169V121H168ZM243 122H244V121H243ZM1 123H2V122H0V126L2 127ZM4 123H3V124H4ZM6 123H8V121H7ZM12 123H13V122H12ZM15 123H17V122H15ZM38 123H39V122H38ZM42 123H41V124H42ZM50 123H51V122H50ZM52 123H53V122H52ZM59 123L62 124L61 121H59ZM70 123H71V121H70ZM88 123H90V122H88ZM88 123H87V124H88ZM96 123H98V122H96ZM96 123H95V124H96ZM119 123H120V122H119ZM121 123H122V122H121ZM126 123H127V122H126ZM126 123H125V124H126ZM143 123H144V122H143ZM148 123H147V124H148ZM152 123H153V122H152ZM162 123H164V125H166V126L168 125V124H165V122H162V120H161V124H159V125L162 126ZM172 123H173V122H172ZM227 123H229V122H227ZM248 123H249V121H248ZM68 124H69V122H68ZM85 124H86V123H85ZM102 124H103V122H102ZM112 124H113V120H112V123H111V124L109 123V125H112ZM123 124H124V121H123V123L121 124L122 127H123ZM130 124H133V123H130V122H129V125H130ZM176 124H178V122H176ZM6 125H8V124H6ZM10 125H11V124L8 125L9 128H10ZM12 125H13V124H12ZM14 125H15V124H14ZM16 125H17V124H16ZM32 125H34V124H32ZM36 125H37V124H36ZM46 125H47V123H46ZM80 125H82V124H80ZM80 125H78V126H80ZM83 125H84V124H83ZM92 125H93V124H92ZM98 125H99V124L95 125V127L98 126ZM100 125H101V124H100ZM136 125H137V124H136ZM143 125H144V124H143ZM151 125H152V124H151ZM153 125L155 126L156 124H153ZM172 125L175 126L174 124H171V127H172ZM185 125H184V126H185ZM39 126H40V124H39ZM53 126H54V125H53ZM58 126H59V125H58ZM60 126H61V125H60ZM67 126H68V125H67ZM78 126H77V128H78ZM84 126H85V125H84ZM104 126L108 128V125H107V126L104 125ZM112 126H114V125H112ZM112 126H110V128H111ZM144 126H145V125H144ZM149 126H150V125H149ZM184 126H183V128H184ZM198 126H199V125H198ZM251 126H252V125H251ZM15 127H16V126H15ZM35 127H36V126H35ZM37 127H38V126H37ZM37 127H36V128H37ZM41 127H42V126H41ZM41 127H39L40 130H41ZM49 127H50V125H49ZM51 127H52V126H51ZM51 127H50V128H51ZM101 127H102V126H100V128H101ZM116 127H117V126H116ZM119 127H120V125H119ZM124 127H128V126H125V125H124ZM137 127H138V126H136V128H137ZM156 127H158V126L156 125ZM163 127H164V126H163ZM6 128H7V127H6ZM21 128H22V127H21ZM53 128H54V127H53ZM57 128H59V129H58V131H59L60 128H62V127H57ZM69 128H71V126H70ZM80 128H81V126H80ZM96 128H97V127H96ZM107 128H106V129H107ZM131 128H132V127H131ZM136 128H135V129H136ZM139 128H140V127H139ZM142 128H144V127H142ZM164 128H165V127H164ZM172 128H173V127H172ZM175 128H177V126H175ZM187 128H188V127H187ZM0 129H1V128H0ZM2 129H3V127H2ZM15 129H16V128H15ZM29 129H30V128H29ZM34 129H35V128H34ZM72 129H74V128H72ZM72 129H70V130H71L72 133H73V130H72ZM75 129H76V127H75ZM83 129H84V128H83ZM83 129H82V130H83ZM98 129H99V126H98ZM104 129H105V128H104ZM104 129H103V128L99 129V130L102 132V134H103V132H105V130H106V129H105V130H104ZM126 129H127V128H126ZM126 129H125V130H126ZM135 129H134V130H135ZM147 129H148V128H147ZM153 129H154V128H153ZM156 129H158V128H156ZM165 129L168 130L169 127H168V128H165ZM195 129H196V128H195ZM13 130H14V129H13ZM20 130H21V129H20ZM42 130H43V129H42ZM46 130H48L47 132H49V128L46 129ZM68 130H69V129H68ZM103 130H104V131H103ZM109 130H110V129H109ZM120 130L122 131L121 128H120ZM125 130H124V131H125ZM134 130H133V132H134ZM149 130H150V127H149ZM159 130H160V129H158V131H159ZM161 130H162V129H161ZM173 130H174V129H173ZM173 130H172V131H173ZM3 131H4V130H3ZM3 131H2V132H3ZM37 131H38V130H37ZM43 131H44V130H43ZM51 131H52V130H51ZM51 131H50V132H51ZM54 131H55V130H54ZM83 131L85 132V130H83ZM100 131H99V132H100ZM110 131L114 132V130H112V129H111ZM116 131H117V130H116ZM141 131H142V130H141ZM153 131H154V130H153ZM158 131H156V133H157ZM168 131H169V130H168ZM177 131H178V130H177ZM217 131H218V129H217ZM235 131H236V130H235ZM261 131H262V130H261ZM15 132H16V131H15ZM34 132H36V131H34ZM69 132H70V131H69ZM74 132H76L75 134L78 135L77 131H74ZM78 132H80V129L78 130ZM101 132H100V133H101ZM108 132H109V131H108ZM108 132H107V130H106V133H107V136H106V137L109 136V133H108ZM112 132H111L110 134H112ZM119 132H120V131H119ZM127 132H129V131H127ZM147 132H148V131H147ZM149 132H150V131H149ZM160 132H161V131H160ZM160 132H158V133H160ZM164 132H165V131H164ZM178 132H179V131H178ZM233 132H234V131H233ZM9 133H10V132H9ZM58 133H60V132H58ZM61 133H62V130H61ZM72 133H71V134H72ZM121 133H122V134L125 133L124 136H127V135H126V134H127L126 131H125V132L122 131ZM139 133H141V132L139 131ZM145 133H146V132H145ZM150 133H151V132H150ZM154 133H155V132H154ZM154 133H152L151 135L156 137V135H155ZM182 133H183V132H182ZM192 133H193V132H192ZM236 133H237V132H236ZM3 134H5V133L3 132ZM10 134H13V132H11ZM16 134H17V132H16ZM34 134H35V133H34ZM39 134H40V133H39ZM41 134H43V133H41ZM65 134H67L66 131H65ZM71 134H70V135H71ZM83 134H84V133H82V136H83ZM85 134H87V133L85 132ZM95 134H96V133H95ZM95 134H93V136H94ZM104 134H105V133H104ZM104 134H103V135H104ZM119 134H120V133H119ZM119 134H118V132H117V135H119ZM171 134H172V133H170V135L167 134V136L170 137ZM204 134H205V133H204ZM5 135H6V134H5ZM43 135H44V134H43ZM76 135H75V136H76ZM80 135H81V134H80ZM96 135H97V134H96ZM98 135H99V134H98ZM98 135H97V136H98ZM105 135H106V134H105ZM112 135H114V134H112ZM117 135L115 136V138L117 137ZM128 135H129V133H128ZM130 135H132V134H130ZM139 135H140V134H139ZM144 135H145V134H144ZM147 135H148V134H147ZM165 135H166V134H165ZM252 135H253V134H252ZM252 135H251V136H252ZM257 135H258V134H257ZM12 136H14V135H12ZM27 136H28V135H27ZM54 136H56V135H54ZM58 136H59V135H58ZM61 136H63V135H61ZM64 136H65V135H64ZM82 136H81V138L84 137V136H83V137H82ZM86 136H87V137H86L87 139H88V137L91 138V137H90L91 135H89V136L86 135ZM93 136H92V137H93ZM100 136H101V134H100ZM124 136H123L122 139H125V138H126V137L124 138ZM158 136H159V135H158ZM158 136H157V137H158ZM167 136H166V137H167ZM253 136H254V135H253ZM255 136H256V134H255ZM15 137H16V135H15ZM37 137H38V136H37ZM37 137L35 136L36 139L40 138V137H38V138H37ZM50 137H51V136H50ZM71 137H72V135H71ZM71 137H69V138L71 139ZM78 137H79V136H78ZM103 137H104V136H102V138H103ZM119 137H120V136H119ZM133 137H134V136H133ZM157 137H156V138H157ZM169 137H167V138H169ZM181 137L183 138V135H182ZM6 138L8 139V137H6ZM27 138H28V137H27ZM45 138L47 139L46 136H45ZM45 138H44V139H45ZM56 138L59 139V137H56ZM56 138H55V139H56ZM61 138H62V137H61ZM98 138H99V137H98ZM102 138H101V139H102ZM104 138H105V137H104ZM108 138H109V137H108ZM108 138H107V139H108ZM111 138H112V137H111ZM115 138H114L113 140H115ZM120 138H121V137H120ZM128 138H130V137L128 136ZM138 138H139V137H138ZM144 138H145V137H144ZM146 138H147V136H146ZM146 138H145V139H146ZM152 138H154V137H152ZM152 138H151V139H152ZM161 138L163 139V136H162V134L160 133V139H161ZM174 138H175V137H174ZM174 138L171 137V139H174ZM191 138H192V137H191ZM249 138H250V137H249ZM249 138H247V139H249ZM3 139H5V138H3ZM44 139H43V141H47V140H48V139H47V140H46V139L44 140ZM49 139H51V138H49ZM58 139H57V140H58ZM91 139H94V137L91 138ZM99 139H100V138H99ZM109 139H110V138H109ZM109 139H108V140H109ZM145 139H144V140H145ZM158 139H159V138H158ZM175 139H176V138H175ZM213 139H214V138H213ZM221 139H222V138H221ZM224 139L226 140V138H224ZM240 139H241V138H240ZM250 139H251V138H250ZM1 140H2V139H0V141H1ZM11 140H12V138H11ZM11 140L8 139L7 141H11ZM13 140H14V139H13ZM38 140H39V139H38ZM38 140H37V141H38ZM40 140H41V138H40ZM59 140H61V139H59ZM89 140H90V139H88V141H89ZM95 140H96V143H95L96 145H95V144H94V145L97 147V143H99L98 140H97V137H96V139H94V141H95ZM103 140L106 141V139H103ZM103 140H100V141H103ZM108 140H107V141H108ZM116 140H117V139H116ZM127 140H128V139H127ZM135 140H136V139H135ZM135 140H133V141L135 142ZM147 140H148V142H149L150 139L147 138ZM154 140H155V138H154ZM219 140H220V139H219ZM219 140H218V141H219ZM2 141H3V140H2ZM7 141H5V142H7ZM27 141L29 142V140H27ZM33 141H34V140H33ZM43 141H42V143H43ZM51 141H52V139H51ZM66 141H67V140H66ZM83 141H84V140H82V142H83ZM88 141H86L87 144H88ZM90 141H91V140H90ZM155 141H156V140H155ZM163 141H165V140H163ZM166 141H167V140H166ZM166 141H165V142H166ZM172 141H173V140H172ZM172 141H170V142H172ZM181 141H182V140H181ZM226 141H227V140H226ZM246 141H247V140H246ZM12 142H13V141H12ZM16 142H17V141H16ZM20 142H21V141H20ZM34 142H35V141H34ZM47 142H48V141H47ZM54 142H55V140H54ZM58 142H61V141H58ZM64 142H65V140H64ZM68 142H70V141L68 140ZM71 142H72V141H71ZM84 142H85V141H84ZM92 142H93V141H92ZM126 142H128V141H126ZM134 142H133V143H134ZM138 142H140V141H138ZM144 142L147 143V141H144ZM161 142H162V141H161ZM192 142H193V141H192ZM38 143H39V142H38ZM62 143H63V142H62ZM72 143H73V142H72ZM76 143H77V142H76ZM89 143H90V142H89ZM100 143H101V142H100ZM100 143H99V147H100V148H99V149H96V148H95L96 150H99V151H100V149H101V146H100L101 144H100ZM118 143H119V141H118ZM121 143H123V142L121 141ZM124 143H125V142H124ZM128 143H129V142H128ZM172 143H173V142H172ZM175 143H177V142H175ZM182 143H183V142H182ZM221 143H222V142H221ZM232 143H233V142H232ZM247 143H248V142H247ZM249 143H250V141H249ZM249 143H248V146L250 147L251 145H249ZM260 143H261V142H260ZM2 144H3V143H2ZM6 144H7V143H6ZM29 144L32 145V143H30V142H29ZM63 144H64V143H63ZM79 144H80V143H79ZM84 144L86 145V143H84ZM126 144H127V143H126ZM129 144H130V143H129ZM129 144H127V145H129ZM135 144H136V143H135ZM135 144H134V145H135ZM142 144H143V143H142ZM153 144H154V143H152V145H151V144H149V145H151L152 147H155ZM155 144L158 145L159 142H158V143H155ZM166 144H167V142H166ZM170 144H171V143H170ZM217 144L219 145V143H217ZM239 144H240V143H239ZM244 144H245V143H244ZM251 144H252V143H251ZM253 144H254V142H253ZM253 144H252V145H253ZM0 145H1V144H0ZM23 145H25V144H23ZM67 145H69V148L71 149L70 144L68 143ZM76 145H77V144H76ZM76 145H75V146H76ZM88 145H89V144H88ZM119 145L121 146V144H119ZM132 145H133V144H132ZM159 145H160V144H159ZM163 145H164V144H163ZM173 145H175V144H173ZM187 145H188V144H187ZM204 145H205V144H204ZM218 145H217V147H216L217 149H218ZM5 146H7V145H5ZM5 146H4V147H5ZM15 146H16V145H15ZM17 146L19 147L18 144H17ZM40 146H41V145H40ZM79 146H80V145H79ZM160 146H161V145H160ZM167 146H168V144H167ZM214 146H215V144H214ZM220 146H222V147L220 148V149H222V148H223V145H220ZM0 147L2 148V146H0ZM13 147H14V146H13ZM13 147H12V148H13ZM20 147H21V146H20ZM28 147H29V146H28ZM30 147H31V146H30ZM32 147H33V146H32ZM81 147H82V146H81ZM81 147H80V148H81ZM90 147H92V146L90 145ZM123 147H125V145H124ZM136 147H138V146H136ZM141 147H142V146H141ZM143 147L145 148L144 145H143ZM147 147H148V145H147ZM147 147H146V148H147ZM152 147H151V148H152ZM156 147H157V146H156ZM169 147H170V145H169ZM171 147H172V146H171ZM174 147H176V146H174ZM182 147H183V145H182ZM186 147H187V146H186ZM246 147H247V146H246ZM254 147H255V146H254ZM15 148H16V147H15ZM42 148H43V147H42ZM51 148H52V147H51ZM61 148H62V145H61ZM63 148H65V146H63ZM73 148H74V147H73ZM80 148L77 149V151H78V150H81ZM87 148H88V147H86V149H87ZM117 148H118V147H117ZM139 148H140V147H139ZM148 148H149V147H148ZM148 148H147V149H148ZM158 148H159V146H158ZM231 148H232V147H231ZM243 148H244V147H243ZM250 148H253V147H250ZM19 149H22V148H19ZM37 149H38V147H37ZM89 149H90V148H89ZM89 149H88V150H89ZM125 149H126V148H125ZM128 149L130 150V147H129ZM131 149H132V148H131ZM164 149H165V148H164ZM164 149H163V150H164ZM172 149H173V148H172ZM203 149H204V148H203ZM217 149H216V150H217ZM253 149H254V148H253ZM5 150H7V149L5 148ZM22 150H23V149H22ZM26 150H27V149H26ZM26 150H25V151H26ZM29 150H30V148H29ZM67 150H68V149H66V150H65V149L63 150V149H62L63 153H66L65 151H67ZM71 150H72V149H71ZM75 150H76V147H75ZM82 150H83V149H82ZM90 150H91V149H90ZM101 150H102V149H101ZM123 150H124V149H123ZM129 150H126V151H128V153H129ZM134 150H135V149H134ZM141 150H142V151H141ZM141 150H140L141 152H144L143 149H141ZM144 150H146V149H144ZM152 150L155 151V149H152ZM161 150H162V147H161ZM173 150H176V148L173 149ZM178 150H179V149H177V151H178ZM208 150H209V147H206L205 151H208ZM218 150H219V149H218ZM7 151H9V150H7ZM25 151H23V152L25 153ZM30 151H31V150H30ZM37 151H38V150H37ZM104 151H105V150H104ZM113 151H115V149H114ZM120 151H121V149H120ZM137 151H138V149H137ZM153 151H152V152H153ZM157 151H158V150L156 149V151H155L154 154H156ZM171 151H172V150H171ZM171 151L169 150V152H171ZM189 151H190V150H189ZM213 151H214V150H213ZM213 151H212V152H213ZM252 151H253V150H252ZM1 152H3V151H1ZM14 152H15V151H14ZM14 152H13V154H15ZM26 152H27V151H26ZM48 152H49V151H48ZM53 152H54V151H53ZM69 152H70V151H69ZM69 152H67L66 154L68 155ZM72 152H73V151H72ZM81 152H82V151H81ZM87 152H88V151H87ZM89 152H90V151H89ZM94 152H95V151H93V153H94ZM101 152H103V150H102ZM101 152L98 153V151H97L96 154H99V155H100ZM121 152H122V151H121ZM149 152L152 153L151 150H150ZM161 152H163V151H161ZM161 152L159 151L158 153H161ZM174 152H175V151H174ZM182 152H183V150H182ZM182 152L180 153V156H181ZM190 152H191V151H190ZM195 152H196V151H195ZM218 152L220 153L221 151H218ZM218 152H217V153H218ZM70 153H71V152H70ZM75 153H76V152H75ZM79 153H80V152H79ZM104 153H105V152H104ZM116 153H117V151H115V153L112 152V154H115V155H116ZM118 153H119V151H118ZM118 153H117V154H118ZM131 153H132V152H131ZM131 153H129V154H131ZM134 153H135V152H134ZM146 153H147V151H146ZM164 153H166V152L164 151ZM172 153H173V151H172ZM178 153H179V152H178ZM187 153H188V151H187ZM242 153H243V152H242ZM8 154H9V153H8ZM25 154H27V153H25ZM29 154H30V153H29ZM29 154H28V156H29ZM38 154H39V153H38ZM50 154H51V153H49V155H50ZM55 154H56V153H55ZM66 154H65V155H66ZM80 154H81V153H80ZM96 154L94 153V155H96ZM106 154H107V153H106ZM106 154H105V157H106ZM108 154H110V153H108ZM129 154H126V153H125L126 156L129 155ZM138 154H139V156L142 155V154H140V153H138ZM162 154H163V153H162ZM167 154H168V153H167ZM209 154H210V153H209ZM0 155H1V153H0ZM4 155H5V153H4ZM16 155H17V154H16ZM63 155H64V154H63ZM71 155H72V154H71ZM101 155L103 156L104 154H101ZM101 155H100V157H101ZM119 155H121V154H119ZM133 155H134V154H133ZM143 155H144V157L146 158L145 153H144ZM147 155H149V154H147ZM150 155H151V154H150ZM158 155H159V154H158ZM170 155H171V153H170ZM173 155H174V153H173ZM177 155H179V154H177ZM211 155H212V154H211ZM211 155H210L209 157H211ZM219 155L221 156V154H219ZM222 155H223V153H222ZM14 156H15V155H14ZM19 156H20V155H19ZM25 156H26V155H25ZM51 156H52V155H51ZM73 156H74V155H73ZM82 156L84 157V154H83V155L81 154V157H82ZM85 156H86V155H85ZM107 156H108V155H107ZM135 156H136V155H135ZM151 156H152V155H151ZM167 156L170 157L169 155H167ZM213 156H215V155L213 154ZM213 156H212V157H213ZM216 156H218V155L216 154ZM12 157H13V155H12ZM12 157H11V158H12ZM49 157H50V156H49ZM69 157L71 158L70 154H69ZM74 157H75V156H74ZM114 157H115V156H114ZM117 157H118V156H117ZM117 157H116V159H117ZM122 157H123V156H121V158H122ZM127 157H128V156H127ZM133 157H134V156H133ZM154 157H155V156H154ZM164 157H165L166 160L169 159V158H166V154H165ZM174 157H175V155H174ZM176 157H177V156H176ZM176 157H175V158H176ZM181 157H182V156H181ZM184 157H185V155H184ZM201 157H202V156H201ZM243 157H244V156H243ZM1 158H2V156H1ZM66 158H67V157H66ZM86 158H87V157H86ZM98 158H99V157H98ZM109 158H110V157L108 156V162L110 163V161H109L110 159H109ZM118 158H119V157H118ZM137 158H138V156H137ZM148 158H149V157H147L146 159H148ZM150 158H151V157H150ZM150 158H149V161H150ZM155 158H156V157H155ZM175 158H174V159H175ZM215 158H216V157H215ZM218 158H219V157H218ZM2 159H3V158H2ZM7 159H8V158H7ZM15 159H16V157H15ZM26 159H27V156H26ZM67 159H68V158H67ZM71 159L73 160V158H71ZM71 159H69V161H70ZM75 159H76V158H75ZM105 159H106V158H105ZM105 159H104V160H105ZM114 159H115V158H114ZM125 159H126V158H125ZM134 159H135V158H134ZM138 159H140V158H138ZM138 159H137V160H138ZM156 159H157V158H156ZM170 159H173V158H170ZM170 159H169V160H170ZM212 159H213V158H212ZM212 159H211V160H212ZM219 159H220V161L222 162L223 159H222V160H221V158H219ZM247 159H248V158H247ZM11 160H12V159H11ZM72 160H71V161H72ZM81 160H83V159H81ZM84 160H85V159H84ZM94 160H95V159H94ZM94 160H92V161H94ZM98 160H99V159H98ZM111 160H112V159H111ZM117 160H119V159H117ZM128 160H129V159H128ZM142 160H143V159H142ZM144 160H145V159H144ZM178 160H179V159H178ZM194 160H195V159H194ZM199 160H200V159H199ZM213 160H214V159H213ZM217 160H218V159L216 158V161H217ZM251 160H252V159H251ZM1 161H2V160H0V162H1ZM3 161H4V159H3ZM3 161H2V165H4ZM5 161H6V158H5ZM5 161H4V162H5ZM8 161H9V163H11L10 160H8ZM8 161H6V162H8ZM51 161H52V160H51ZM56 161H57V158H56ZM67 161H68V160H67ZM71 161H70V162H71ZM76 161H77V160H76ZM89 161H90V160H89ZM89 161H88V159H87V162H88L87 164L90 163ZM95 161H96V160H95ZM99 161H100V162H98V163H101V162H102L101 164L104 163V162L101 161V160H99ZM106 161H107V160H105V162H106ZM115 161H116V160H115ZM119 161H120V163L122 162V164L124 165L123 161H121V160H119ZM149 161H148V162H149ZM220 161H219V162H220ZM248 161H250V160H248ZM6 162H5V164H6V166H7V163H6ZM16 162H17V161H16ZM16 162H15V163H16ZM24 162H29V161H28V160H27V161L25 160ZM70 162H69V164L71 165L72 163H70ZM85 162H86V160H85ZM117 162H118V161H117ZM124 162H125V161H124ZM126 162H127V161H126ZM135 162H136V160H135ZM153 162H154V161H153ZM178 162H179V161H178ZM244 162H245V160H244ZM244 162H243V163H244ZM9 163H8V164H9ZM80 163H81V162H80ZM109 163L106 164V165H108V167H109V165L111 164V163H110V164H109ZM120 163H118V164L120 165ZM128 163H129V161H128ZM133 163H134V162H133ZM133 163H132V161H131L130 165L133 164ZM136 163H137V162H136ZM145 163H146V162H145ZM149 163H150V162H149ZM162 163H163L162 165H163V167H164V162L162 161ZM168 163H169V162H168ZM222 163H223V162H222ZM245 163H246V162H245ZM247 163H248V162H247ZM19 164H20V163H19ZM57 164H58L57 166H59V163H57ZM74 164H76V163H74ZM83 164H84V162H83ZM93 164H94V163H93ZM96 164H97V161H96ZM122 164H121V165H122ZM125 164H126V163H125ZM143 164H144V163H143ZM143 164H142V165H143ZM147 164H148V163H147ZM156 164H157V163H156ZM166 164H167V163H166ZM166 164H165V165H166ZM175 164H176V163H175ZM203 164H204V162H203ZM214 164H215V163L213 162V165H214ZM220 164H221V163H220ZM220 164L218 163V165H220ZM17 165H18V164H17ZM26 165H27V164H26ZM51 165H52V164H51ZM66 165H67V164H66ZM84 165H85V164H84ZM113 165L116 166V164H114V163H113ZM121 165H120V166H121ZM123 165H122V166H123ZM133 165H134V164H133ZM148 165H149V164H148ZM148 165H146L147 167H144V166H143L144 169H147V168L150 166V165H149V166H148ZM159 165H161V164H159ZM170 165H171V164H170ZM170 165H169V166H170ZM172 165H174V163H172ZM186 165H187V164H186ZM195 165H196V164H195ZM218 165H217V166H218ZM222 165H223V164H222ZM244 165H245V164H244ZM263 165H264V164H263ZM14 166H15V164H14ZM19 166H21V164H20ZM57 166H56V167H57ZM80 166H81V165H80ZM99 166H101V165H99ZM99 166H98V167H99ZM103 166H104L103 169H105L106 166H105V165H103ZM103 166H101V167H103ZM120 166H118V167H120ZM124 166H126V165H124ZM124 166H123V167H124ZM131 166H132V165H131ZM153 166H154V164H153ZM169 166H168V167H169ZM225 166H226V162H225ZM225 166H224V167H225ZM22 167H23V166H22ZM44 167H45V166H44ZM44 167H43V168H44ZM48 167H49V165H48ZM56 167H55V168H56ZM75 167H76V166H74V168H75ZM88 167H89V166H88ZM88 167H87V168H88ZM91 167L94 168V165L91 166ZM91 167H90V168H91ZM95 167H96V166H95ZM98 167L96 168L97 170H98ZM101 167H100V168H101ZM111 167H112V165H110V169H111ZM118 167H117V168H118ZM128 167H129V166H128ZM165 167H166V166H165ZM171 167H173V166H171ZM185 167H186V166H185ZM192 167H193V166H192ZM199 167H200V166H199ZM228 167H229V166L227 165L226 168L228 169ZM2 168H4V167H2ZM2 168H0V169H2ZM13 168H14V167H13ZM17 168L19 169L18 166H17ZM24 168H25V167H24ZM24 168H23V169H24ZM27 168H28V167H27ZM46 168H47V167H46ZM51 168H52V166L50 167V170H51ZM59 168H60V167H59ZM59 168H57V170H60ZM61 168H62V167H61ZM76 168H77V167H76ZM92 168H91V169H92ZM117 168H116V169H117ZM130 168H131V167H130ZM155 168H158V165H157ZM159 168H160V167H159ZM166 168H167V167H166ZM169 168H170V167H169ZM194 168H195V167H193V169H194ZM10 169H12V167H11ZM14 169L17 170L16 167H15ZM23 169H22V170H23ZM40 169H41V168H40ZM44 169H45V168H44ZM47 169H49V168H47ZM81 169H82V168H81ZM83 169H84V166H83ZM96 169L94 168L93 170H96ZM106 169H107V171L109 170V168H106ZM113 169H114V167H113ZM124 169H126V168H124ZM127 169H128V168H127ZM133 169H134V168L132 167V168H131L132 171H135V170H136V169H135V170H133ZM140 169H143V168H140ZM151 169H152V168H151ZM164 169H165V168H164ZM186 169H187V167H186ZM196 169H197V168H196ZM223 169H224V168H222V170H223ZM22 170H21V172H22ZM26 170H29V168L26 169ZM26 170H25L24 172H26ZM120 170H121V169H119L118 171H120ZM128 170H129V172L131 171L130 169H128ZM138 170H139V169H138ZM147 170H148V169H147ZM168 170H169V169H168ZM172 170H173V168L171 169V174L173 173ZM262 170H263V169H262ZM2 171H3V170H2ZM2 171L0 170V172H2ZM4 171H5V168H4ZM32 171H33V170H32ZM51 171H52V170H51ZM55 171H56V170H55ZM72 171H73V170H72ZM79 171H82V170H79ZM84 171H85V170H84ZM88 171H89V169L87 170V172H88ZM91 171H92V170H91ZM99 171H100V170H98L97 173H98ZM101 171H102V169H101ZM101 171H100V172H101ZM121 171H122V170H121ZM125 171H126V170H125ZM161 171H162V169H161ZM188 171H189V170H188ZM188 171L186 170V172H188ZM194 171H195V170H194ZM228 171H229V170H228ZM10 172H11V170H10ZM10 172H9V173H10ZM12 172H13V171H12ZM28 172H29V171H28ZM56 172H57V171H56ZM77 172H78V171H77ZM92 172L94 173V172H96V171H92ZM100 172H99V173H100ZM115 172H116V171H115ZM135 172H136V171H135ZM143 172H144V170H143ZM145 172H146V171H145ZM157 172H158V169H157ZM157 172H156V173H157ZM165 172H167V171L165 170ZM180 172H181V171H180ZM200 172H202V170H201ZM224 172H225V171H224ZM263 172H264V171H263ZM3 173H7V172H3ZM14 173H16V172H14ZM32 173H35V172H32ZM49 173H50V171H49ZM57 173L59 174V172H57ZM57 173H56V174H57ZM90 173H91V172H90ZM90 173L88 174V177H89V175H91ZM101 173H103V172H101ZM106 173H107V172H106ZM117 173H118V172H117ZM123 173H124V171H123ZM131 173H132V172H131ZM138 173H139V171H138ZM138 173H137V172H136V173L133 172V176H134V174H135V175H136V174L139 175ZM153 173H154V172H153ZM153 173H152V175H153ZM162 173H163V172H162ZM176 173H177V172H176ZM176 173H175V174H176ZM202 173H203V172H202ZM206 173H207V172H206ZM246 173H248V171H247ZM253 173H255V172H253ZM260 173H261V172H260ZM0 174H1L3 177L5 176V178H2V179H3V181L6 182V180H4V179L7 178V176H6L7 174H2V173H0ZM11 174H12V173H11ZM16 174H17V173H16ZM16 174H15V175H16ZM20 174H21V173H20ZM25 174H26V173H25ZM36 174H37V173H36ZM54 174H55V173H54ZM58 174H57V175H58ZM80 174H82V173H80ZM95 174H96V173H95ZM103 174H104V173H103ZM109 174H110V172H109ZM114 174H116V173H114ZM121 174H122V172H121ZM121 174L118 173V175H121ZM125 174H126V173H125ZM165 174L167 175V173H165ZM173 174H174V173H173ZM173 174H172V175H173ZM185 174H186V173H185ZM229 174H230V173H229ZM18 175H19V174H18ZM48 175H49V174H48ZM50 175H51V174H50ZM52 175H53V174H52ZM61 175H64V174H62V172H61ZM76 175H78V174H76ZM82 175H83V177L85 176V174H82ZM98 175H100V174H98ZM101 175H102V174H101ZM137 175H136V176H137ZM144 175H145V173H144ZM154 175H155V174H154ZM161 175H162V174H161ZM181 175H183V174H181ZM231 175H232V174H231ZM239 175H241V174H239ZM253 175H254V174H253ZM255 175H256V174H255ZM263 175H264V173H263ZM9 176H11V175H9ZM21 176H22V175H21ZM26 176H28V174H26ZM29 176H30V175H29ZM31 176H32V175H31ZM31 176H30V177H31ZM37 176H38V175H37ZM53 176H54V175H53ZM79 176H80V175H79ZM79 176H77V177H79ZM93 176H95V175H93ZM102 176H103V175H102ZM105 176H106V175H105ZM105 176H104V177H105ZM140 176H141V175H140ZM147 176H148V175H147ZM159 176H160V174H159ZM64 177H65V176H64ZM77 177H76V178H77ZM81 177H82V176H81ZM96 177H97V175H96ZM96 177H95L94 179H92L94 182H92V181L89 179V180L92 182V185L95 184V182H96L95 179H97ZM104 177H103V178H104ZM126 177H127V176H126ZM138 177H139V176H138ZM154 177H155V176H154ZM157 177H158V175H157ZM157 177H156V178H157ZM171 177H172V176H171ZM175 177H177V175H176ZM175 177H173V178H175ZM8 178H9V177H8ZM8 178H7V179H8ZM18 178H19V177H18ZM20 178H21V177H20ZM32 178H33V177H32ZM35 178H36V177H35ZM35 178H34V179H35ZM51 178H52V177H51ZM61 178H62V177H61ZM84 178H85V177H84ZM90 178H91V176H90ZM103 178H101V179H103ZM105 178H106V177H105ZM105 178H104V179H105ZM109 178H110V177H109ZM143 178H144V177H141L140 179H143ZM146 178H147V177H146ZM149 178H150V176H149ZM152 178H153V176H152ZM156 178H155V179H156ZM159 178H160V177H159ZM162 178H163V177H162ZM219 178H220V177H219ZM0 179H1V177H0ZM13 179H15V178H13ZM29 179H30V178H29ZM34 179H31L32 182H33ZM58 179H59V178H58ZM58 179H57V180H58ZM66 179H67V178H66ZM68 179H69V178H68ZM79 179H80V177L77 178V179H75L76 182H77V180L79 181ZM101 179H99V180L97 181V186H98V183H99V182H100V183L102 182ZM104 179H103V181H104ZM110 179H111V178H110ZM123 179H124V178H123ZM125 179H126V178H125ZM197 179L200 180V178H197ZM202 179H203V178H202ZM209 179H210V178H209ZM231 179H232V177H231ZM10 180H11V179H10ZM16 180H17V179H16ZM63 180H64V179H63ZM72 180H73V179H72ZM81 180H82V178H81ZM83 180H84V179H83ZM83 180H82V181H83ZM87 180H88V179H87ZM87 180H86V182H87ZM134 180H135V178H133V182H132V183L135 184L136 181L134 182ZM136 180H137V179H136ZM145 180H146V179H145ZM145 180L143 181V183L145 182ZM148 180H150V179H148ZM173 180H175V179H173ZM180 180L182 181V179H180ZM180 180L178 179V181H180ZM187 180H188V178H187ZM187 180H186V181H187ZM211 180H213V179H211ZM211 180H210V182H211ZM0 181H2V180H0ZM3 181H2V182H3ZM12 181H13V180H12ZM12 181H11V182H12ZM28 181H29V180H28ZM50 181H51V179H50ZM66 181H67V180H66ZM84 181H85V180H84ZM90 181H89V182H90ZM107 181H108V180H107ZM107 181H106V182H107ZM112 181H113V180H112ZM140 181H141V180H140ZM154 181H155V180H154ZM161 181H162V180H161ZM161 181H160V182H161ZM171 181H172V179H171ZM181 181H180V182H181ZM190 181H192V177H191V180H190ZM190 181H189V182H190ZM217 181H218V180H217ZM217 181H216V183H217ZM15 182H17V181H15ZM21 182H22V181H21ZM38 182H40V181H38ZM51 182H52V181H51ZM74 182H75V181H74ZM76 182H75V183H76ZM86 182H83V183L85 184ZM108 182H109V181H108ZM155 182L157 183V186H158V188H159V185H160L161 183L159 182L160 184L158 185V182H157V181H155ZM175 182H176V181H175ZM193 182H194V181H193ZM255 182H256V181H255ZM0 183H1V182H0ZM19 183H20V182H19ZM59 183H60V182H59ZM62 183H63V181H62ZM80 183H81V182H80ZM87 183H88V182H87ZM87 183H86V185L88 186ZM100 183H99V184H100ZM109 183H110V182H109ZM136 183H137V184H140V182L138 183V181H137ZM149 183H151V182H149ZM172 183H173V181H172ZM191 183H192V182H191ZM194 183H195V184H194L195 186H198V185H196V184H197L196 182H194ZM203 183H204V182H203ZM206 183H207V185H208V182H207V181H206ZM211 183H212V182H211ZM231 183H232V181H231ZM257 183H258V182H256V184H257ZM2 184H3V183H1V185H2ZM16 184H17V183H16ZM37 184H40V183H37ZM37 184H36V185H37ZM60 184H61V183H60ZM63 184H65V182H64ZM67 184H68V183H67ZM107 184H108V183H107ZM107 184H106V185H107ZM114 184H116V183H114ZM114 184H113V185H114ZM141 184H142V182H141ZM141 184L139 185V189H141V187L143 186V185H141ZM162 184H163V182H162ZM162 184H161V185H162ZM174 184H176V183H174ZM184 184H185V183H184ZM184 184H183V185H184ZM235 184H236V183H235ZM246 184H247V183H246ZM9 185H10V184H9ZM27 185H28V184H27ZM31 185L33 186L32 183H31ZM36 185H35V186H36ZM61 185H62V184H61ZM71 185H72V184H71ZM80 185H81V184H80ZM100 185H103V186L101 187V188H102L101 190H103V189L107 190V188H103V187H105V185L103 184V182H102V184H100ZM116 185H117V184H116ZM149 185H150V184H149ZM152 185H154V184H152ZM164 185H167V186H168V183L166 184V182H165ZM164 185H163V187H164ZM177 185H178V184H177ZM180 185H181V184H180ZM180 185H178V187H179ZM183 185H182V186H183ZM194 185H192V186H194ZM199 185H200V184H199ZM16 186H17V185H16ZM18 186H19V185H18ZM25 186H26V185H25ZM25 186H24V187H25ZM35 186H34V187H35ZM57 186H58V183H57ZM57 186H56V187H57ZM67 186H68V185H67ZM67 186H66V184H65V186H62V187H65V188H66ZM97 186H96V188H97ZM134 186H136V184H135ZM137 186H138V185H137ZM145 186H146V183H145ZM147 186H148V185H147ZM147 186H146V187H147ZM157 186H156V187H157ZM167 186H165V187H167ZM190 186H191V185H189V187H190ZM216 186H217V184H216ZM228 186H229V185H228ZM251 186H252V184H251ZM1 187H2V186H1ZM14 187H15V186H14ZM19 187H20V186H19ZM24 187H23V188H24ZM37 187H38V186H37ZM69 187H70V186H69ZM83 187H84V186H83ZM98 187H99V186H98ZM116 187H117V186H116ZM121 187H122V186H121ZM184 187H186V184H185V186H183V188H184ZM187 187H188V185H187ZM247 187H249V186H247ZM26 188H27V187H26ZM26 188H25V189H26ZM53 188H55V187H53ZM70 188H71V187H70ZM84 188H85V187H84ZM88 188H89V187H88ZM96 188H95V189H96ZM108 188H110V186H108ZM136 188H137V187H136ZM143 188H145V187H143ZM158 188H157V189H158ZM169 188H170V186H169ZM169 188H168V191H169ZM181 188H182V187H180V189H181ZM198 188H200V187L198 186ZM202 188H203V187H202ZM204 188H205V187H204ZM204 188H203V190H204ZM211 188H212V187H211ZM216 188H217V187H216ZM228 188H229V187H228ZM251 188H252V187H251ZM25 189H24V190H25ZM38 189H39V188H38ZM59 189H61V188H59ZM90 189H92V188L90 187ZM95 189H94V190H95ZM97 189H98V188H97ZM114 189H115V188H114ZM117 189H118V187H117ZM139 189H137V190L139 191ZM147 189H148V188H147ZM153 189H154V188H153ZM175 189H176V188H175ZM178 189H179V188H178ZM187 189H188V188H187ZM213 189H214V188H213ZM1 190H2V189H1ZM1 190H0V193H1ZM27 190H28V189H27ZM29 190H30V188H29ZM55 190H58V189L55 188ZM87 190H89V189H87ZM99 190H100V189H99ZM105 190H104V194L106 193ZM109 190H110V189H109ZM145 190H146V189H144V191H145ZM148 190H149V189H148ZM155 190H156V189H155ZM158 190H159V189H158ZM165 190H166V189H165ZM182 190H183V189H182ZM191 190H193V187H192ZM244 190H245V189H244ZM18 191H19V190H18ZM21 191H23V189H22ZM37 191H38V190H37ZM37 191H36V193L38 194L40 190H39L38 192H37ZM60 191H61V190H60ZM60 191H58V193H59ZM67 191H69V190H67ZM91 191H92V190H91ZM138 191H137V192H138ZM141 191H142V190H141ZM141 191H140V194L143 195L144 191H142L143 193H141ZM153 191H154V190H153ZM153 191H152V193H153ZM162 191H163V189H161V192H162ZM177 191H178V190H177ZM183 191H184V190H183ZM193 191H195V189H194ZM199 191H200V193H201L202 190L200 189ZM218 191H219V189H218ZM226 191H227V189H226ZM15 192H17V191H15ZM19 192H20V191H19ZM19 192H18V193H19ZM31 192H32V191H31ZM54 192H55V191H54ZM79 192H80V191H79ZM94 192H96V191H94ZM97 192H98V191H97ZM114 192H115V191H114ZM131 192H132V191H131ZM145 192H146V191H145ZM155 192H156V191H155ZM164 192H165V191H164ZM170 192H171V191H170ZM189 192H191V191H189ZM189 192H188V190H187V192H182V193H185V194H186V193H189ZM203 192H204V191H203ZM256 192H257V191H256ZM27 193H29V192H27ZM27 193H26V194H27ZM34 193H35V192H34ZM34 193H33V194H34ZM36 193H35V195H36ZM60 193H63V192H60ZM60 193H59V194H60ZM69 193H70V192H69ZM75 193H76V192H75ZM100 193H101V192H100ZM100 193H99V194H100ZM107 193L109 194V191H108V190H107ZM115 193H116V192H115ZM115 193H114V194H115ZM119 193H120V192H119ZM138 193H139V192H138ZM149 193L152 194L151 192H149ZM211 193H212V192H211ZM225 193H226V192H225ZM227 193H228V192H227ZM15 194H17V193H15ZM88 194H89V193H88ZM90 194H91V192H90ZM90 194H89V195H90ZM114 194H113V195H114ZM116 194H117V193H116ZM132 194H133V193H132ZM144 194H145V193H144ZM154 194H155V193H154ZM159 194H160V192H159ZM167 194H168V193H166V195H167ZM218 194H219V192H218ZM254 194H255V193H254ZM2 195H3V194H1V196H2ZM23 195H25V194H23ZM35 195H34V197H35ZM61 195H62V194H61ZM79 195H81V193H80ZM79 195H78V196H79ZM84 195H85V194H84ZM84 195H83V197H84ZM102 195H103V194H102ZM110 195H111V191H110ZM121 195H122V194H121ZM121 195H120V197H122ZM142 195H141V197H143ZM162 195H163V193H162ZM162 195H160V196H162ZM177 195H178V194H177ZM214 195H215V194H214ZM228 195H229V194H228ZM228 195H227V196H228ZM244 195H245V194H244ZM1 196H0V197H1ZM55 196H56V195H55ZM64 196H65V195H64ZM70 196H71V195H70ZM72 196H73V195H72ZM76 196H77V194H76ZM78 196H77V197H78ZM92 196H93V195H92ZM92 196H91V197H92ZM106 196H107V195H106ZM111 196H112V195H111ZM115 196H116V195H115ZM115 196H114V197H115ZM117 196H118V195H117ZM117 196H116V198H117ZM146 196H147V194H146ZM149 196H150V195H149ZM169 196H170V194H169ZM174 196H175V195H174ZM189 196H190V195H189ZM198 196H199V195H198ZM198 196H196V199L198 198ZM2 197H4V196H2ZM10 197H11V198L13 197L12 194H11ZM14 197H15V196H14ZM17 197H18V196H17ZM19 197H20V196H19ZM24 197H25V196H24ZM24 197H22V198H24ZM31 197H32V196H31ZM56 197H57V196H56ZM56 197H54V198H55L54 200H58V199H59V198L56 199ZM77 197H75V198H77ZM79 197H80V196H79ZM89 197H90V196H89ZM94 197H95V196H94ZM102 197H103V196H102ZM104 197H105V196H104ZM104 197H103V198H104ZM108 197H109V196H107L106 199H107ZM135 197L137 198V196H135ZM138 197H139V196H138ZM153 197H154V195H153ZM178 197H180V196L178 195L177 198H178ZM200 197H201L202 200L204 199L201 195L199 196V198H200ZM221 197H222V196H221ZM224 197H225V196H224ZM4 198H5V197H4ZM36 198H38V197H36ZM68 198H69V197H68ZM68 198H67V200H68ZM70 198H72V197H70ZM73 198H74V197H73ZM75 198H74V200H75ZM95 198H96V197H95ZM97 198H98V197H97ZM99 198H100V196H99ZM111 198H112V197H111ZM143 198H144V197H143ZM151 198H152V197L148 198V202H150V203H149L150 205L153 204V203H151V201H150ZM155 198L157 199V198H159V197L157 196V197H155ZM164 198H165V199H167V198L169 199L168 195H167V198H166V196H165ZM164 198H163V200H165ZM172 198H174V197H172ZM181 198H184V197L181 196ZM181 198L178 199V200H180L181 202H183L182 200H184V201L186 200V199H182V200H181ZM185 198H186V197H185ZM188 198H189V197H188ZM188 198H187V199H188ZM192 198H193V197H192ZM194 198H195V195H194ZM199 198H198V199H199ZM208 198H209V196H208ZM230 198H231V197H230ZM6 199H9V196H8V198H6ZM6 199H4V200L2 199V200L5 202ZM12 199H14V198H12ZM64 199H66V198H64ZM86 199L88 200L87 197H86ZM91 199H92V198H91ZM106 199H105V200H106ZM112 199H113V198H112ZM112 199H110V200H112ZM120 199H121V198H120ZM139 199H140V197H139ZM139 199H138V201H139ZM141 199H142V198H141ZM144 199H146V198H144ZM201 199H200V200H201ZM214 199H215V198H214ZM259 199H260V197H259ZM2 200H1V201H2ZM10 200H11V199H9V200H7V201L13 203V200H11V201H10ZM14 200H15V199H14ZM32 200H35V199L32 198ZM36 200H37V199H36ZM67 200H66V201H67ZM72 200H73V199H72ZM87 200H86V202L89 201V200H88V201H87ZM93 200H94V199H93ZM97 200H98V199H97ZM101 200H103V199H101ZM108 200H109V199H108ZM110 200H109V201H110ZM151 200H152V199H151ZM176 200H177V199H176ZM178 200H177V201H178ZM200 200H199V202H202V201H200ZM211 200H212V199H211ZM221 200H223V198H222ZM226 200H227V199H226ZM230 200H232V199H230ZM15 201H16V200H15ZM26 201H27V200H26ZM58 201H59V200H58ZM61 201H62V197H61ZM66 201H62V202L65 203ZM79 201H80V200H79ZM98 201H99V200H98ZM113 201L115 202V201H117V200H114V199H113ZM122 201H123V200H122ZM122 201H121V202H122ZM160 201H161V202H159V204L162 203V200H160ZM193 201H194V200H193ZM227 201H228V200H227ZM255 201H256V200H255ZM260 201H261V200H260ZM18 202H19V200H18ZM34 202H35V201H34ZM37 202H38V201H37ZM62 202H61V205H62ZM94 202H95V204L97 203L95 200H94ZM94 202H93V203H94ZM101 202H102V201H101ZM101 202H99V203L101 204ZM103 202H106V201H103ZM148 202H145V203L148 204ZM152 202H153V201H152ZM156 202H158V201H156ZM165 202H166V201H165ZM189 202H190V201H189ZM189 202H186V203H189ZM196 202H197V201H196ZM203 202H204V201H203ZM215 202H216V201H215ZM249 202H250V201H249ZM258 202H259V201H258ZM59 203H60V202H59ZM68 203H69V202L67 201V204H68ZM76 203H77V202H76ZM89 203H91V202H89ZM93 203H91V204H93ZM99 203H98V204H99ZM115 203H116V202H115ZM205 203H206V202H205ZM221 203H222V202H221ZM259 203H260V202H259ZM0 204H1V203H0ZM10 204H11V203H10ZM33 204H34V203H33ZM38 204H39V203H38ZM38 204H37V205H38ZM67 204H66V207H65V208H67ZM77 204H78V203H77ZM95 204L92 205V206L95 207V206H96ZM109 204H110V203H109ZM116 204H117V203H116ZM126 204H127V203H126ZM132 204H133V203H132ZM136 204H137V203H136ZM159 204H158V205H159ZM163 204H164V203H163ZM172 204H173V207H176V206L174 205V203H172ZM211 204H213V201H212ZM214 204H216V203H214ZM222 204H223V205H226L225 203H222ZM232 204H233V202H232ZM23 205H25V204H23ZM54 205H55V204H54ZM61 205H59V208H62V207H60ZM75 205H76V204H75ZM78 205H79V204H78ZM81 205H82V204H81ZM103 205H104V204H103ZM106 205H107V202H106ZM117 205H118V204H117ZM119 205H120V201H119ZM119 205H118V206H119ZM128 205H129V204H127V206H128ZM140 205H141V204H140ZM145 205H146V204H145ZM150 205H149V206H150ZM190 205H191V203H190ZM205 205H206V204H205ZM216 205H218L219 208H220V206H221V205H219V204H216ZM233 205H234V204H233ZM243 205H244V204H243ZM243 205H242V206H243ZM0 206H1V205H0ZM38 206H39V205H38ZM64 206H65V204H64ZM70 206H71V204H70ZM107 206H110V205H107ZM112 206H113V204H112ZM122 206H123V204H122ZM130 206H131V205H130ZM141 206H142V205H141ZM147 206H148V205H147ZM147 206H145V208H148ZM163 206H164V208H165V204H164ZM169 206H170V205H169ZM180 206H181V204H180ZM191 206L195 207V204L193 203ZM199 206L205 207V206H203V204H202V205L199 204ZM206 206H208V205H206ZM211 206H213V205H211ZM211 206H210V207H211ZM231 206H232V205H231ZM242 206H241V207H242ZM55 207H56V206H55ZM68 207H69V205H68ZM78 207H80V205H79ZM187 207H189V206L186 205V209H187V211H189ZM196 207H198V205H196ZM196 207H195L194 209H196ZM213 207H214V206H213ZM226 207H227V206H226ZM233 207H235V206H233ZM257 207H258V205H257ZM24 208H25V207H24ZM34 208H36V206H35ZM85 208H86V207H85ZM108 208H109V207H108ZM121 208H122V207H121ZM121 208H120V209H121ZM139 208H140V206L138 207V209H139ZM149 208H150V207H149ZM159 208H160V209H161V208L164 209V208L161 207V206H159L157 209H159ZM167 208H168V207H167ZM200 208H201V207H200ZM205 208L208 209V207H205ZM227 208H228V207H227ZM235 208H236V207H235ZM259 208H260V207H259ZM50 209H51V211H52L53 208H50ZM56 209H58V208L56 207ZM56 209H55V210H56ZM63 209H64V208H63ZM70 209H72V208L70 207ZM75 209H76V207H75ZM91 209H92V207H91ZM116 209H117V208H116ZM129 209H130V208H129ZM131 209H132V208H131ZM135 209H136V207H135ZM150 209H151V208H150ZM169 209H171V208H169ZM190 209H193V208H190ZM26 210H27V208H26ZM60 210H61V209H60ZM64 210H66V209H64ZM86 210H88V209H86ZM117 210H118V212H119V211H122V212H123V209H122V210L117 209ZM124 210H125V208H124ZM133 210H134V208H133ZM133 210H132V211H133ZM136 210H137V209H136ZM136 210H135V213H136ZM153 210H154V209H153ZM175 210H176V209H175ZM178 210H179V209H178ZM200 210H201V209H200ZM212 210H213V209H212ZM214 210H215V209H214ZM214 210H213V211H214ZM22 211H23V210H22ZM24 211H25V210H24ZM68 211H69V210H68ZM109 211H110V209H109ZM114 211H115V210H114ZM140 211H141V210H140ZM144 211H146V209H144ZM148 211H149V210H148ZM156 211H157V210H155L154 212H156ZM158 211H160V210H158ZM162 211H164V210H162ZM162 211H161V212H162ZM168 211H169V210H168ZM194 211H197V210H194ZM201 211H203V212L205 211V212H206L207 210H205V209L203 208ZM215 211L217 212V209H216ZM215 211H214V212H215ZM220 211H221V209H220ZM222 211H223V210H222ZM236 211H237V209H236ZM2 212H3V211H2ZM18 212H19V211H18ZM26 212H27V211H26ZM26 212H24V215H25ZM34 212H35V210H34ZM39 212H40V211H39ZM56 212H57V211H56ZM58 212H59V211H58ZM58 212H57V213H58ZM64 212H65V211H64ZM70 212H71V210H70ZM79 212H80V211H79ZM79 212H78V215L80 216V215H81V214H80L81 212H80V213H79ZM83 212H84V211H83ZM85 212H86V211H85ZM106 212H107V211H106ZM111 212H112V211H110V214H108V215L111 216ZM127 212H128V210H127ZM129 212H130V211H129ZM133 212H134V211H133ZM161 212H160V213H161ZM169 212H170V211H169ZM171 212H172V211H171ZM209 212H210V211H209ZM51 213H52V212H51ZM60 213H61V212H60ZM75 213H76V212H75ZM89 213H90V212H89ZM96 213H97V212H96ZM96 213H95V214H96ZM107 213H108V212H107ZM116 213H117V212H116ZM124 213H125V212H124ZM138 213H139V212H137L136 214H138ZM141 213H142V212H141ZM141 213H140V214H141ZM162 213L165 214V211L162 212ZM167 213H168V212H167ZM178 213H179V211H178ZM178 213H177V214H178ZM182 213H183V212H182ZM190 213H191V212H190ZM195 213H196V215L198 214L197 212H195ZM199 213H200V211H199ZM201 213H202V212H201ZM207 213H208V212H207ZM210 213H212V211H211ZM217 213H219V212H217ZM262 213H263V211H262ZM35 214H36V213H35ZM37 214H38V213H37ZM52 214L54 215V213H52ZM58 214H59V213H58ZM66 214H69V213H66ZM85 214H86V213H85ZM92 214H93V213H92ZM92 214H91V215H92ZM104 214H105V213H104ZM119 214H120V212H119ZM119 214H118V215H119ZM129 214H131V212H130ZM142 214H143V213H142ZM146 214H148V215L150 216L149 212H146ZM146 214H145V216H146ZM152 214H153V213H152ZM152 214H151V216L154 215V214H153V215H152ZM157 214H158V217H159V218L162 217V216H161L162 214L160 215L159 212H157ZM171 214H172V213H171ZM186 214H187V213H186ZM213 214H214V213H213ZM219 214H222V213H219ZM226 214H227V213H226ZM226 214H225V215H226ZM234 214H235V213H234ZM234 214H233V215H234ZM239 214H240V212H239ZM18 215H19V214H18ZM47 215H48V214H47ZM50 215H51V214H50ZM55 215H56V213H55ZM113 215H114V214H113ZM120 215H121V214H120ZM124 215H125V214H124ZM126 215H127V213H126ZM132 215H133V213H132ZM132 215H131V217H133ZM138 215H139V214H138ZM148 215H147V216H148ZM166 215H167V214H166ZM174 215H175V214H174ZM196 215H195V216H196ZM201 215H202V214H201ZM206 215H207V214H206ZM206 215H204V217H206ZM209 215H210V214H209ZM214 215H217V216H218V214H214ZM258 215H259V214H258ZM25 216H26V215H25ZM28 216H29V214H28ZM34 216H37V215H34ZM56 216L58 217L59 215H56ZM56 216H55V217H56ZM62 216H63V214H62ZM65 216H66V215H65ZM69 216H70V215H69ZM74 216H76V215H74ZM83 216H84V215H83ZM88 216H89V215H88ZM93 216L96 217L94 214L92 215V217H93ZM101 216H102V215H101ZM121 216H122V215H121ZM139 216H140V215H139ZM155 216H157V215H155ZM163 216H164V215H163ZM169 216H170V215H169ZM190 216H191V215H190ZM199 216H200V215H199ZM199 216H197V217H199ZM210 216H211V215H210ZM210 216H209V218H210ZM219 216H220V215H219ZM219 216H218V217H219ZM38 217H39V216H38ZM66 217L69 218L68 215H67ZM85 217H86V216H85ZM114 217H115V216H114ZM127 217H128V215L126 216V218H127ZM129 217H130V215H129ZM172 217H173V216H172ZM187 217H188V216H187ZM192 217H194V215H193ZM207 217H208V215H207ZM218 217H217V219H218ZM228 217H229V216H228ZM235 217H236V216H235ZM235 217H234V218H235ZM238 217H239V216H237L236 218H238ZM260 217H261V216H260ZM59 218H62V217H59ZM70 218H72V217H70ZM70 218H69V219H70ZM79 218H81V216H80ZM82 218L85 219L84 217H82ZM86 218H87V217H86ZM134 218H135V217H134ZM134 218H132V219H134ZM140 218H142V217H140ZM140 218H139V220H140ZM148 218H149V217H148ZM148 218H145V219H147L148 222L151 223V220H152V219L150 220V218H149V219H148ZM151 218H152V217H151ZM159 218H158V219H159ZM165 218H167V216H166ZM165 218L163 217V219H162V218H161V219L164 220L165 223H167V221H165ZM169 218H170V217H169ZM169 218H168L167 220H169ZM178 218H179V217H178ZM194 218H195V217H194ZM211 218H212V217H211ZM222 218H223V215H222ZM21 219H22V218H21ZM36 219H37V218H36ZM36 219H35V220H36ZM64 219H65V218H64ZM72 219H73V218H72ZM83 219H82V220H83ZM106 219L108 220L107 216H106ZM113 219H114V218H113ZM115 219H116V218H115ZM115 219H114V221H115ZM122 219H123V218H122ZM122 219H121V220H122ZM135 219H136V218H135ZM137 219H138V218H137ZM175 219H176V216H175ZM190 219H192V218H190ZM217 219L212 218V220H214V222H215V220H217ZM225 219H227V218L225 217ZM225 219H223V220H225ZM241 219H242V218H241ZM0 220H1V219H0ZM31 220H32V219H31ZM33 220H34V219H33ZM45 220H46V219H45ZM48 220H49V219H48ZM48 220H47V221H48ZM70 220H71V219H70ZM78 220H79V219H78ZM117 220H118V218H117ZM149 220H150V221H149ZM159 220H160V219H159ZM170 220H171V219H170ZM170 220H169V221H170ZM172 220L174 221V218H173ZM178 220H179V219H178ZM180 220H181V218H180ZM184 220H185V218L182 219V221H184ZM186 220H187V219H186ZM218 220H220V219H218ZM218 220H217V222H219ZM231 220H232V219H231ZM246 220H248V219H246ZM28 221H29V220H28ZM28 221H26V222H27V223H30V222H31V221H29V222H28ZM52 221H53V220H52ZM72 221H73V220H72ZM79 221H81V220H79ZM84 221H86V220H84ZM84 221H82V222H84ZM101 221H102V220H101ZM109 221H110V223H111V220H109ZM132 221H134V220H132ZM143 221H146V220L143 219V220L141 221V223L139 222L141 227H142V222H143ZM152 221H153V220H152ZM160 221H161V220H160ZM169 221H168V222H169ZM176 221H177V219H176ZM191 221H192V220H191ZM203 221H204V219H203ZM220 221H222V220H220ZM249 221H250V219H249ZM32 222H33V221H32ZM56 222H57V221H56ZM89 222H90V221H89ZM104 222H105V221H104ZM117 222H118V221H117ZM134 222L137 223L138 221H137V222L134 221ZM162 222H163V221H162ZM187 222H188V221H187ZM199 222H200V220H199ZM223 222H224V221H223ZM245 222H246V221H245ZM257 222H258V221H257ZM35 223H36V222H35ZM44 223L46 224L47 222H44ZM51 223H52V222L50 221L49 224H51ZM53 223L55 224V221H53ZM58 223H59V222H58ZM58 223H56L57 226H58ZM80 223H81V222H80ZM86 223H87V222H86ZM90 223H91V222H90ZM94 223H95V222H94ZM101 223H102V222H101ZM112 223H113V222H112ZM112 223H111V224H112ZM114 223L117 225L116 222H114ZM125 223H126V222H125ZM125 223H124V224H125ZM135 223H134V224H135ZM143 223H145V222H143ZM150 223H149V225H150ZM185 223H186V222H185ZM225 223H226V222H225ZM249 223H251V222H249ZM21 224H23V222H22ZM45 224H44V225H45ZM49 224H47V225H49ZM54 224H53V225H54ZM56 224H55V225H56ZM60 224H61V223H60ZM74 224H75V223H74ZM83 224H84V223H83ZM111 224H110V225H111ZM129 224H130V223H129ZM175 224H176V225H174V224H172V223L169 222V224H166V225H173V227H172V226L170 227L171 230H172V228L174 229V226H178L177 222H175ZM179 224L181 225L182 223L179 222ZM183 224H184V222H183ZM193 224H194V222H193ZM211 224L213 225V223H211ZM217 224L219 225V223H217ZM256 224H257V223H256ZM28 225H29V224H28ZM37 225H38V224H37ZM37 225H36V226H37ZM44 225H43V227L45 228ZM47 225H46V226H47ZM81 225H82V224H81ZM86 225H87V224H86ZM108 225H109V224H108ZM146 225H148V224H146ZM146 225H145V226H146ZM186 225H187V223H186ZM190 225H191V224H189V226H190ZM214 225H215V228H218V225H217V227H216V224H215V223H214ZM220 225H221V224H220ZM230 225H232V224H230ZM57 226H56V227H57ZM59 226H60V225H59ZM68 226H69V223H68ZM70 226H72V225H70ZM73 226H74V225H73ZM76 226H77V224H76L74 227H75V228H78V227H79V226H78V227H76ZM103 226H105L104 223H103ZM112 226H113V225H112ZM118 226H119V224H118ZM121 226H123V225H121ZM129 226H131V225H129ZM134 226H135V225H134ZM184 226H185V224H184L183 226H181V227H184ZM191 226H192V225H191ZM196 226H197V225H196ZM210 226H211V225H210ZM255 226H256V225H255ZM38 227H39V226H38ZM47 227H50V225L47 226ZM56 227H55V230H57ZM62 227H63V225H62ZM101 227H102V225H101ZM106 227H108V226H106ZM119 227H120V226H119ZM136 227H138L137 224H136ZM143 227H144V225H143ZM143 227H142V228H143ZM149 227L151 228V225H150ZM167 227H168V226H167ZM179 227H180V226H179ZM192 227H193V226H192ZM208 227H209V225H208ZM212 227H213V226H212ZM220 227H224V226H220ZM220 227H219V228H220ZM31 228H32V227H31ZM51 228H52V224H51ZM53 228H54V227H53ZM71 228H72V227H71ZM127 228H128V225H127ZM152 228H153V227H152ZM168 228H169V227H168ZM219 228L216 229V230L218 231ZM231 228H232V227H231ZM234 228H235V226H234ZM234 228H233V229H234ZM246 228H247V227H246ZM27 229H28V228H27ZM100 229H101V228H100ZM132 229H133V228H132ZM148 229H149V228H148ZM180 229H181V228H180ZM180 229H179V230H180ZM194 229H195V228H194ZM196 229H197V227H196ZM198 229H199V228H198ZM208 229H209V228H208ZM211 229H212V228H211ZM220 229L224 230V228H220ZM225 229H226V227H225ZM233 229H232V230H233ZM240 229H241V228H240ZM32 230H33V229H32ZM68 230H70L69 227H68ZM130 230H131V229H130ZM138 230H139V229H138ZM151 230H152V229H151ZM179 230H177L178 233H180ZM191 230H192V229H191ZM201 230H202V228H201ZM201 230H200V231H201ZM203 230H206V229H203ZM226 230H227V229H226ZM251 230H252V229H251ZM253 230H254V226H253ZM257 230H258V229H257ZM259 230H260V228H259ZM29 231H30V230H29ZM98 231H100V230H98ZM124 231H125V230H124ZM126 231H127V230H126ZM141 231H142V230H141ZM143 231H144V230H143ZM149 231H150V229H149ZM154 231H155V230H154ZM174 231H175V233H176V230H174ZM181 231H182V230H181ZM195 231H196V230H195ZM207 231H208V230H207ZM209 231H210V230H209ZM213 231H214V230H213ZM213 231H212V232H213ZM245 231H246V230H245ZM17 232H18V231H17ZM23 232H24V231H23ZM25 232H26V231H25ZM30 232H31V231H30ZM55 232H56V231H55ZM57 232H58V230H57ZM62 232H63V229H62ZM65 232H66V230H65L63 233H65ZM138 232H139V231H138ZM150 232H151V231H150ZM150 232H148V233H150ZM155 232H156V231H155ZM170 232H172V231H170ZM170 232H169V233H170ZM203 232H204L205 234H207V232H205V231H203ZM218 232H221V231H218ZM218 232H217L216 234H218ZM222 232H223V234H224V231H222ZM225 232H226V234H228L229 229H228L227 231H225ZM241 232H242V231H241ZM18 233H19V232H18ZM125 233H126V232H125ZM125 233L123 232V234H125ZM148 233H147V234H148ZM153 233H154V232L152 231V234H153ZM182 233H183V232H182ZM209 233H210V232H209ZM230 233H231V232H230ZM230 233H229V234H230ZM235 233H237V229H235ZM28 234H29V233H28ZM65 234H66V233H65ZM65 234H64V235H65ZM105 234H106V233H105ZM128 234H129V233H128ZM170 234H172V233H170ZM176 234H177V233H176ZM180 234H181V233H180ZM180 234H179V235H180ZM194 234L196 235L195 232H194ZM200 234H201V233H200ZM213 234H214V233H213ZM213 234H212V235H213ZM216 234H214V235H216ZM237 234H238V233H237ZM239 234H240V233H239ZM244 234L247 235V233H243V235H244ZM249 234H250V233H249ZM254 234H255V233H254ZM263 234H264V233H263ZM23 235H24V234H23ZM100 235H101V234H99V236H100ZM131 235H132V234H131ZM133 235H134V234H133ZM142 235H143V233H142ZM148 235H149V234H148ZM156 235H157V234H156ZM179 235H178V236H179ZM183 235H184V234H183ZM186 235L189 236V233H187ZM201 235H202V234H201ZM207 235H208V234H207ZM212 235H211V236H212ZM220 235H221V234H219V237L221 238L222 236H220ZM231 235H233V234L231 233ZM246 235H245V236H246ZM153 236H155V234H153ZM172 236L174 237L175 235L172 234ZM172 236H171V237H172ZM211 236H208L207 239H209V237H211ZM253 236H254V235H253ZM35 237H36V236H35ZM100 237H101V236H100ZM102 237H103V235H102ZM102 237H101V238H102ZM122 237H123V236H122ZM143 237H144V236H143ZM145 237H146V235H145ZM149 237H150V239H151L152 236H149ZM149 237H148V240H149ZM156 237H157V236H156ZM156 237H155V239H156V241H157V238H156ZM173 237H172L171 239H174ZM202 237H203V236H202ZM248 237H249V236H248ZM36 238H37V237H36ZM130 238L132 239V237H130ZM152 238H153V237H152ZM176 238H178V237H176ZM187 238H188V237H187ZM204 238H205V236H204ZM212 238H213V237H212ZM215 238H216V237H215ZM246 238H247V236H246ZM258 238H259V237H258ZM258 238H257V239H258ZM67 239H69V238H67ZM121 239H122V238H121ZM135 239H136V238H135ZM137 239H139L138 236H137ZM155 239H154V240H155ZM160 239H161V238H160ZM160 239H159V240H160ZM190 239H191V238H190ZM210 239H211V238H210ZM228 239L230 240V237H229ZM231 239H232V238H231ZM34 240H35V239H34ZM34 240H31L32 243L34 242ZM119 240H120V239H119ZM133 240H134V238H133ZM168 240H169V239H168ZM176 240H178V239H176ZM229 240H228V241H229ZM244 240H245V239H244ZM121 241H122V240H121ZM141 241H142V239H141ZM141 241H140V242H141ZM152 241H153V240H152ZM170 241H171V240H170ZM209 241H210V240H209ZM211 241H213V240H211ZM211 241H210V242H211ZM214 241H216V240L214 239ZM218 241H219V238H218V240H217L216 242H218ZM221 241H222V240H221ZM221 241H220V243H219V242H218V243L221 244L222 246H220V245H219V246L223 248V244H222L223 241H222V242H221ZM263 241H264V240H263ZM40 242H41V241H40ZM95 242H96V241H95ZM134 242H135V241H134ZM140 242H139V245L141 244ZM149 242H150V241H149ZM153 242H154V241H153ZM158 242H159V241H158ZM171 242L173 243V241H171ZM189 242H190V241H189ZM231 242H232V241H231ZM231 242H230V243L227 242V243L231 244ZM32 243H31V244H32ZM118 243L120 244L121 242H120V241H117V244H118ZM132 243H133V242H132ZM160 243H161V242H160ZM160 243H159V244H160ZM164 243H165V242H164ZM168 243H169V242H168ZM180 243H183V242H180ZM204 243H205V242H204ZM244 243H245V242H244ZM247 243H248V242H247ZM255 243H256V242H255ZM31 244H30L31 247H32L33 245L36 246V244H34V243H33L32 245H31ZM46 244H47V242H46ZM156 244H157V243H156ZM229 244H228V245H229ZM233 244H234V243H233ZM7 245H8V244H7ZM37 245H39V244H37ZM111 245H112V244H111ZM126 245H127V244H126ZM152 245H153V244H152ZM170 245H171V244H169V247H170ZM172 245H174V244H172ZM172 245H171V246H172ZM177 245H178V243H177ZM181 245H182V244H181ZM228 245L226 246L227 248H225V251H226V249L229 250ZM235 245H236V244H235ZM253 245H255V244H253ZM263 245H264V244H263ZM34 246H33V247H34ZM45 246H46V245H45ZM117 246H118V245H117ZM117 246H116V247H117ZM119 246H120V245H119ZM134 246H135V244H134ZM182 246H183V245H182ZM217 246H218V245H217ZM219 246H218V248H219ZM229 246H230V245H229ZM232 246H233V245H231L230 247H232ZM247 246H248V244H247ZM247 246H246V248H248ZM260 246H261V245H260ZM260 246H259V247H260ZM36 247H37V249L39 248L38 246H36ZM42 247H43V246H42ZM42 247H41V243H40V249L45 250L44 247H43V248H42ZM111 247H112V246H111ZM120 247H121V248L123 247L122 244H121ZM127 247H128V246H127ZM138 247H139V246H138ZM159 247H160V245H159ZM176 247H177V246H176ZM183 247H185V246H183ZM183 247H182V248H183ZM224 247H225V246H224ZM250 247H251V246H250ZM253 247H254V246H253ZM118 248H119V247H118ZM135 248H136V246H135ZM144 248H145V247H144ZM153 248H156V247H153ZM160 248H161V247H160ZM164 248H165V247H164ZM213 248H214V247H213ZM251 248H252V247H251ZM254 248H255V247H254ZM139 249H140V248H139ZM139 249H138V251H139ZM158 249H159V248H158ZM158 249H157V252H158ZM173 249H174V248H173ZM177 249H178V247H177ZM196 249H197V248H196ZM208 249H209V248H208ZM232 249H233V248H231L230 250H232ZM34 250H35V249H33V250H31V251H34ZM154 250H155V249H154ZM163 250H164V249H163ZM163 250H162V251H163ZM166 250H167V249H166ZM166 250H164V252H165ZM182 250H183V249H182ZM222 250H223V249H222ZM228 250H227V251H228ZM251 250H252V249H251ZM253 250H254V249H253ZM262 250H263V249H262ZM262 250H261V252H262ZM3 251H4V249H3ZM3 251H2V252H3ZM40 251H41V250H39V253L42 252V251H41V252H40ZM152 251H153V249H152ZM171 251H172V250H171ZM208 251H209V250H208ZM215 251H216V249H215ZM219 251H220V250H219ZM223 251H224V250H223ZM245 251H246V250H245ZM2 252H1V253H2ZM21 252H22V251H21ZM37 252H38V251H37ZM49 252H50V251H49ZM117 252H118V249H117ZM153 252L157 253L156 250L153 251ZM167 252H168V251H167ZM167 252H166V254H167ZM169 252H170V251H169ZM174 252H175V251H174ZM210 252H211V251H209V253H210ZM230 252H231V251H230ZM249 252H250V251H249ZM253 252H254V251H253ZM258 252H259V251H258ZM53 253H55V252H53ZM53 253H52V254H53ZM57 253H58V252H57ZM138 253H139V252H138ZM141 253H142V252H141ZM144 253H145V249H144ZM158 253H159V252H158ZM226 253H227V252H226ZM238 253H239V252H238ZM243 253H245V252H243ZM6 254H10V253H9V252L7 253V251H6ZM60 254H62V253H60ZM133 254H134V253H133ZM163 254H164V253H163ZM166 254H165V255H166ZM170 254H171V252H170ZM170 254H169V255H170ZM185 254H186V253H185ZM222 254H225V253H222ZM227 254H229V253H227ZM253 254H254V253H253ZM2 255H3V254H2ZM40 255H42V254H40ZM157 255H158V254H156L155 256H157ZM234 255H235V254H234ZM240 255H241V254H240ZM244 255H245V254H244ZM244 255H243V256H244ZM246 255H247V254H246ZM254 255H255V254H254ZM258 255H259V254H258ZM7 256H8V255H7ZM42 256H43V255H42ZM44 256H45V255H44ZM44 256H43V258H44ZM46 256H47V255H46ZM56 256H57V255H56ZM131 256H132V255H131ZM143 256H144V255H143ZM159 256H160V255H159ZM159 256H157V259H158ZM167 256H168V255H167ZM170 256H171V255H170ZM224 256H225V255H224ZM224 256H223V257H224ZM232 256H233V255H232ZM247 256H248V255H247ZM5 257H6V256H5ZM53 257H54V256H53ZM57 257H58V256H57ZM63 257H64V255H63ZM77 257H78V256H77ZM140 257H141V255H140ZM178 257H179V256H178ZM225 257H226V256H225ZM228 257H231V256L229 255ZM20 258H21V257H20ZM54 258H55V257H54ZM54 258H53V259H54ZM75 258H76V257H75ZM161 258H162V257H161ZM166 258H167V257H166ZM170 258H171V257H170ZM173 258H174V257H173ZM176 258H177V257H176ZM180 258H181V257H180ZM180 258H179V259H180ZM226 258H227V257H226ZM256 258H257V257H256ZM258 258H261V257H258ZM5 259H6V258H5ZM58 259H59V258H58ZM60 259H61V258H60ZM60 259H59V261H60ZM64 259H65V257H64ZM77 259H78V258H77ZM112 259H113V258H112ZM150 259H151V258H150ZM154 259H155V258H154ZM159 259H160V258H159ZM171 259H172V258H171ZM190 259H191V258H190ZM209 259H210V257H209ZM221 259H222V258H221ZM243 259H244V258H243ZM261 259H263V258H261ZM7 260H8V258H7ZM45 260H46V259H44V261H45ZM54 260H57V259H54ZM164 260H165V259H164ZM173 260H174V259H173ZM175 260H176V259H175ZM175 260H174V261H175ZM231 260H232V261H231V263H232V262H233V259H231ZM259 260H260V259H259ZM8 261H9V260H8ZM46 261H47V260H46ZM59 261H58V262H59ZM61 261H63V260L61 259ZM61 261H60V262H61ZM79 261H80V260H79ZM130 261H131V259H130ZM144 261H146V260H144ZM151 261H152V259H151ZM155 261H156V260H155ZM174 261H172L173 264H174ZM179 261H180V260H179ZM179 261L177 262V260H176L175 263H176V262L179 263ZM181 261H182V260H181ZM217 261H218V260H217ZM219 261H223V260H219ZM219 261H218V262H219ZM226 261H228V258H227ZM249 261H251V260H249ZM260 261H261V260H260ZM262 261H263V260H262ZM2 262L4 263V261H2ZM2 262H1V264H3ZM60 262H59V263H60ZM147 262L149 263V261H147ZM158 262H160V260H159ZM161 262H163V258L161 259ZM167 262H169V261L167 260ZM167 262H165V263H167ZM224 262H225V260H224ZM229 262H230V259H229ZM229 262H228V264H230ZM48 263H50L49 260H48ZM144 263H145V262H144ZM148 263H147V264H148ZM156 263H157V262H156ZM165 263H164V264H165ZM177 263H176V264H177ZM183 263L185 264L184 261H183ZM225 263H226V262H225ZM233 263H235V262H233ZM233 263H232V264H233ZM4 264H5V263H4ZM10 264H11V263H10ZM44 264H45V263H44ZM46 264H47V263H46ZM52 264H53V263H52ZM60 264H61V263H60ZM134 264H135V263H134ZM151 264H152V262H151ZM161 264H162V263H161ZM167 264H168V263H167ZM210 264H211V263H210ZM223 264H224V263H223ZM226 264H227V263H226ZM235 264H236V263H235ZM243 264H244V263H243ZM263 264H264V263H263Z\"/></svg>",
	"mask_w": 264,
	"mask_h": 264
}]
</instances>
